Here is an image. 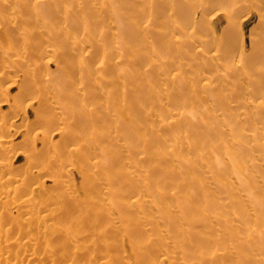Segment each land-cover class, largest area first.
Here are the masks:
<instances>
[{
	"label": "bare ground",
	"instance_id": "bare-ground-1",
	"mask_svg": "<svg viewBox=\"0 0 264 264\" xmlns=\"http://www.w3.org/2000/svg\"><path fill=\"white\" fill-rule=\"evenodd\" d=\"M92 0H89V2H91ZM97 1V0H96ZM95 1V2H96ZM234 1H236V3L238 2V1H241V3H245V2H247V0H123L122 2H117V0H101V2L104 4V6L103 5H100L98 2L96 3L97 5H96V7H95V4H94V7L93 6H91V5H93V4H91L90 6H88V5H86V0H19V6H17L18 7V9L19 10H21L20 11V13H21V15H23L24 17H26V18H28V16H33V15H35V13H36V11H35V8L36 7H38V6H44V5H53V6H58L59 4H64V6H60V8H57V7H55V8H53V11H54V13H53V19H52V22H50V24L48 23V24H41V23H39V22H37L36 21V23H35V25H33V27L30 29V30H28V25H24V26H21V25H19L18 23L19 22H17L16 20L13 22V19H12V23L13 24H15V26L17 25L18 26V29H20V30H22L21 31V33H20V36H19V33L18 32H16V33H18V35L16 34V37L17 36H19V37H17V39H15L14 41H10V47H12V49H17V50H21V51H19V52H17V54H15V55H17L16 56V59L18 60V61H21V59H23L24 57H25V55L27 56V54H29V55H31V54H41L42 56H44L48 51L50 52L51 51V53H53V54H55L56 53V55L58 56V57H60L61 58V61L59 60V65H60V70H61V75L62 76H58L59 78L58 79H62L63 78V76H64V79L63 80H65L66 78H74V79H76V80H78L79 81V85L77 84L78 82H76V80L74 81H70L69 79H66V80H68V82L65 80V81H61V80H58L57 81V83L55 82V80L54 79H52L51 78V75H50V73H48V68L47 67H45V65L43 66L42 64L43 63H39V62H37V64H36V62H34V63H32L30 66H27V67H25V68H23V69H21L22 70V72H23V74L25 75V81L27 82L25 85H23L22 87H21V90H20V93H23V92H27L28 93V96H29V101H30V103H29V105L28 106H26V108H25V119L23 120L24 121V125H23V130L25 131V130H27V131H33V129L36 127L33 123H29V119H30V115L31 114H29L30 112L29 111H35L37 114H38V119L39 120H41L42 118H44V121L48 124L49 122H51V120H53V122L54 121H61V122H66V123H69L71 126H74L75 128H76V130H75V132L76 133H74V135L72 136V137H70V139L68 138V140L66 141V143H64L65 145L66 144H76V143H79L80 141H83V140H85V136L87 137V136H89V135H87V134H91V132L90 131H95V129L96 130H105L106 129V133H103V134H109L108 135V139L106 140V141H104V143L106 142V144H109V145H112V146H105L106 144H104V143H102V142H100L101 144H102V146H97V145H95V146H92V144H90V143H88V144H90L91 146H83V145H81V146H75L74 148H68L67 146H65V145H57L50 137H44V139H43V148L41 147V150L44 152V153H48L49 154V151L50 150H52V151H55V152H57V153H59V154H61V155H63L64 157H66V158H76V159H74V160H77L76 161V163L77 164H79V166L78 165H76V166H78V167H80L81 166V168L83 167L82 165H85V168H82V171L84 172V173H82V176H83V186H82V189H78L77 191H76V194H73V193H69V192H66V191H61L60 189H59V183L61 182L56 176H57V173H58V171H60L61 172V170H56L55 172L56 173H54V172H51L49 169L51 168V165H50V163L48 164V163H44V162H42V164L40 165V167L38 166V164L36 163V165H34V163H33V165H32V168H33V166L34 167H37V168H39L40 169V173H39V176L41 175V178L39 179V180H37V181H35V179H33L34 180V182L33 181H30V180H32V178L30 179V177H28L27 175V177H24V174H23V176L22 175H20V172L19 173H17L16 174V168L18 169V166L14 169V167H13V164L12 163H10V162H7L6 160H5V158L7 157V154H9L10 152H12L11 151V149L13 148L14 149V146H27V148L28 149H26V150H30L31 152L30 153H34L35 151H36V146H38V144H39V142H36V143H33L32 142V140H30L31 138H30V136H29V134L27 133L26 135H25V137H24V140L21 142L22 144H20V145H15L14 143H13V140L18 136V135H20V132H16L15 131V133H12V131L14 130V129H12V127L14 126L15 127V124L18 122V120H19V118H20V115L16 112V114H15V116L13 117V119H11L10 121H6L5 120V118L4 117H2L1 115V117H0V148H1V150H0V156L3 158V159H0V195H3V197H1L0 198V200H2L3 198H7L9 201V203L12 205V207L13 208H16V209H18V210H20V211H18V212H21L22 213V215H21V217L24 215V217H30V220H26V218L25 219H22L21 217H18L19 219L18 220H16V219H13L11 216L12 215H7V214H2L1 212H0V264H125V262L127 263L128 262V260L127 261H124V246H125V238H126V236L128 235V237L130 236V240H131V245H132V251H133V253H134V255H136L137 256V259L139 260V262H145V259H146V257H148L149 256V254H148V256H147V254H145V253H152L153 252V254L155 253V247L153 248V250L151 251V249H144L143 247H142V245H144V243H146V246H148L147 245V243L150 245L149 247H153L152 245H155V242H153L152 243V241H153V239H151V237H150V235H149V233L150 232H153V231H155V229H157V228H159L160 226H162V225H160V226H157L156 224L157 223H160V222H157V220L158 221H160V220H162L163 219V217L160 219V218H157L159 215L157 214V216L155 217V218H157L156 220H154V221H156L157 223H155L154 221H153V217H152V220L151 219H149V221L150 222H147L148 223V225L150 226L149 227V229H151L152 231H150L148 234L145 232V231H147V230H144V228H142L141 226L140 227H138L137 225L135 226L134 224H133V226H135V227H137V228H133L134 230L131 232V233H129L130 232V229H129V227H128V223H129V220L125 217L126 216V214H127V212H136L137 210H135V209H137V207L139 206V204H141L140 202H141V200H144L143 198L142 199H140L141 198V196H140V198H139V196L138 195H136L135 196V198H132L133 197V195L134 194H136V192H139V193H150V195H149V197L151 196V194H152V198L154 199L153 201L155 202V203H157L156 202V200L158 199H160L159 200V202L160 201H162V199L163 198H165V195H166V198L168 197V195L170 196V194H171V196H173V197H168V199L169 198H172V202L173 203H170V204H174V203H176L177 204V206H178V203L177 202H179L180 203V201L182 200V199H185L184 197H186L187 195V197L186 198H190V197H193L194 195H191L192 194V192H193V194H194V191H192V189L193 188H199L200 187V184H199V182H197V184H198V186H196V183H195V186H193L194 184V182L193 181H196L198 178V176L199 175H197L198 173H199V170H200V172H201V167L199 168V165H198V162L200 163V160L202 161V159H204L205 157H207L208 155H210V154H212V153H207L206 152V149H207V151L208 152H210V150L208 149V147H210V146H206L207 148L205 149V152H206V154H208L207 156H205L204 158H199L200 160H198L197 158V156H196V159L198 160H196L195 159V156H194V159L196 160V162L195 161H193L194 162V164H196L197 163V165H194L193 164V166H192V168L190 167V165H189V167L191 168H189V167H185L186 168V172H187V174H189L188 172H190V171H193V172H191V174H193V173H195V174H193V177L191 176V174L190 175H186L185 173V168H184V166H182L181 165V167H183L184 168V170H182L183 172H184V177L182 176V175H180L181 173L179 172V170L181 169H179L178 170V168H176L175 167V169H176V173L175 174H177V170H178V173L179 174H177V175H179V177H181L180 179H183V180H185L184 182H183V180H182V184L180 185V187L179 186H177L178 187V193L180 192V193H182V194H180V195H183L184 197L182 198V199H180V201L178 200L177 202H175L177 199H178V197L176 198L175 196H178V195H176V194H173L175 191L173 190V189H175V187H174V183H176V185H177V183L179 182L178 180H176L175 178V180L176 181H178V182H172V180L170 179L169 181H168V178H164V180H166L168 183L171 181V183H173V184H170L169 185V187L170 188H168V185H166V184H168L166 181V183L164 182V181H162V179H163V177L165 176V175H167L168 173V170H167V168H169L170 166V163L168 164L167 162H169V161H166V160H164L163 159V161H165L166 162V164H165V162L164 163H161L162 162V159L160 160L159 158H156L155 157V155H154V150L156 149V148H154V147H156V146H154L155 144H154V142L156 141V140H154V141H152L153 140V136L152 135H150V138L151 139H149L148 141H149V145L152 143V145L154 146V147H152V145H148L147 144V139H145L144 137H142V136H144L145 134L143 133L142 134V130H145L146 129V127L145 126H142V125H140V124H138V125H136L137 123L136 122H139L138 121V119H140L141 117H139V116H145L146 117V119H147V117H151L150 119H152V117H157L159 114L156 112V114L154 113L155 111V107H156V105H158V106H160L159 107V109H161V108H163L164 109V107L163 106H165V102H167V101H165L164 102V100H167L168 98H169V100H171V98L173 97V99L172 100H176L177 98V95L176 94H174L173 92H176L177 90H178V86H177V90L175 91H172L173 89L172 88H174V87H172L171 86V89H170V87H169V85H171V84H166L165 83V85H159L160 87H159V89H160V91H157V90H159L158 89V84H157V86H155V87H152V88H156L157 87V90L155 91L154 89H149L147 86L150 84V86L153 84L152 82H150V83H147L146 81L148 80H150V79H154V77L153 76H151L152 78H150L149 79V77H150V75L152 74V71H155L154 70V68L156 69V63L157 62H159V63H162V64H164V62H167V61H164V62H161L162 61V57L160 58V60L161 61H156V63L154 64L153 62H155V61H153L152 63H150L149 62V66L151 67V68H153V70L149 73V71L151 70V68L149 69V66L147 67L148 69H149V71L147 72V71H143V67L141 66V65H143V64H140V63H145L144 61L147 59H145L144 57H142L141 55H143V51H142V49L144 50L145 48H146V46H148L149 48H150V46L149 45H151L152 43L150 42V44L148 45V43H149V41L150 40H152V39H150V40H148V42H147V44L145 43L146 42V39H148L149 37L147 36V32H148V30H150V29H147V28H150V27H152L151 26V24H154V28H157V30L158 31H156L154 28V32H155V34H154V32H151V31H149V32H151V33H153V35L155 36V37H157L156 39H158V42L159 43H157L158 45L160 44L161 45V47H160V45L158 46V47H160L161 49H160V52L157 50V52H159V53H161V54H158L157 53V55H155V56H163L164 58H163V60L165 59V58H167V59H169V63H170V61L172 60H170V58H171V56L173 57L174 56V54H175V49H176V51L178 50V48L181 46H183L182 47V49L184 48L185 49V47L187 46H185L184 44L183 45H181L180 44V46H178V44H177V47L175 46L174 47V44H173V40L175 41V42H179L180 41V38L182 39V41H181V43L183 42V37L184 36H187V35H183V33H182V35H183V37H179V38H177L178 36H180V32H178L177 34H179L178 36H176V38H175V36H174V33H173V29L171 30V29H169V28H171L172 26L174 27V25L175 24H177L178 25V23L179 24H182V25H178V26H176V27H180L179 28V30H181V28H184L185 30V32L184 31H181V32H184L185 34L187 33L186 32V30H188V29H190V32L191 31H193V30H195V29H197V27H196V25H197V21L195 22V20H196V17L198 16V15H200V16H202V18H204V16H206L205 15V13L207 14L208 12H206V9L208 8V10H209V6H211L213 3L214 4H222V5H224V4H226L227 3V5H229L228 3H232V2H234ZM242 1H245V2H242ZM249 1V0H248ZM251 1V0H250ZM249 1V3H251ZM255 2H256V0H254ZM7 1L6 0H0V15L1 16H3V15H5V14H12L13 12H12V10H14L15 8H17V7H15L16 6V4L14 3V5L12 6V5H10V7L8 8V4L6 3ZM29 2H34V7L32 8L31 6H30V3ZM212 2V3H211ZM258 2H259V0H257V7H260V5L258 6ZM260 2H261V0H260ZM147 3H149V5H152L153 6V4H156V14L154 13V15H148L147 14V12H148V10H146V6H149V5H147ZM209 3V4H208ZM210 3H211V5H210ZM235 3V2H234ZM253 3V2H252ZM121 4H123V5H121ZM212 5L213 7L215 6V5ZM245 4H247V3H245ZM253 4H255V3H253ZM65 5H68V9L67 10H65L63 7H65ZM125 5V6H124ZM208 5V6H207ZM250 5H252V4H250ZM86 6H88V7H86ZM253 6V5H252ZM252 6H250V7H252ZM263 6V5H262ZM52 7V6H51ZM51 7H45V8H42V10H41V13H40V15L42 16V17H44L43 19V21H47L46 20V17L48 16V15H50L51 13H50V9H51ZM89 7H91V8H89ZM213 7H212V10H214L217 6H215V8L213 9ZM226 7V6H225ZM249 7V8H250ZM253 7H254V9H253ZM252 7V9L253 10H255L257 7H255V6H253ZM66 8V7H65ZM153 8V7H152ZM154 8H155V6H154ZM153 8V9H154ZM223 8V10L226 12V8H224V7H222ZM237 9H238V7H236ZM235 8V9H236ZM241 8V7H240ZM11 9V10H10ZM47 9H49V10H47ZM56 9V10H55ZM70 9V10H69ZM79 9H86V11H89V14H91L90 15V17L94 20V21H97L96 23L95 22H93V23H95V25L97 24V25H99L98 24V22L102 25H104V29L103 28H100L101 27V25H99V26H95V29H96V27L98 28H100V33H98V30L96 29V31H94V32H97L98 34H100L99 36L98 35H96V36H98L100 39L97 41L96 39V41L94 42V46H93V48H94V50H96V51H98V50H101V49H103V52L104 53H102V54H100V53H96L95 55L93 54V53H91L92 52V49H91V51H89V53H88V51H87V54H85V55H77V52L79 51V50H81V48L82 49H84L83 47H84V45L85 44H87L88 42L87 41H89L88 39H84L85 37H83L82 39H81V37H76L75 35H74V33L72 32V27H73V25H75V27H74V29H77L78 28V24H80V22H79V20H78V18L80 17V15L79 14H81L80 13V11H79ZM147 9H149V7H147ZM210 9H211V7H210ZM218 9V8H217ZM155 10V9H154ZM153 10V11H154ZM207 10V11H208ZM211 10V11H212ZM243 10H245V9H243L242 8V11ZM261 10V9H260ZM10 11V12H9ZM132 11V12H131ZM221 11V10H220ZM230 11V10H229ZM228 11V9H227V12L229 13V18H231V16H232V14H231V16H230V12ZM246 11V10H245ZM257 11V10H256ZM262 11V10H261ZM2 12V13H1ZM5 14H4V13ZM9 12V13H8ZM12 12V13H11ZM235 11L234 10H232V13H234ZM237 12V11H236ZM227 13V14H228ZM239 13V12H238ZM238 13H235L236 15L238 14ZM247 13L249 14V12H248V10H247ZM14 14V13H13ZM87 14H88V12H87ZM86 14V15H87ZM132 14L134 15V17H132ZM235 14H233V16L235 15ZM243 14V13H242ZM247 14V15H248ZM251 14V13H250ZM78 15H79V17H78ZM112 15H115L116 17H118L117 18V20H116V18L114 19V21H111V22H109V19H110V17ZM184 15L186 16V19L185 18H182L181 20H180V17L182 16V17H184ZM236 15H235V17H236ZM89 16V15H88ZM190 18H188V17ZM253 16V15H252ZM259 16V15H258ZM42 17H41V19H42ZM237 17H239V16H237ZM240 17H242V15H240ZM249 17V16H248ZM247 17V18H248ZM89 18V17H88ZM91 18L89 19V20H91ZM243 18V17H242ZM241 18V19H242ZM245 18H246V16L243 18L244 20H245ZM246 18V19H247ZM259 18H260V20H259ZM261 18H263L264 19V14L262 13V16H259L258 17V26L259 25H261L260 27H264L263 25H264V22H263V19L261 20ZM55 19V20H54ZM80 19V18H79ZM86 18H84V20H85ZM200 19H201V17H200ZM232 19V22H235V20L236 19H234V17L233 18H231ZM239 19V18H238ZM237 19V20H238ZM240 19V21H242ZM81 20H82V17H81ZM80 20V21H81ZM229 20V19H228ZM234 20V21H233ZM236 20V21H237ZM243 20V21H244ZM18 21H20V20H18ZM27 21V20H26ZM181 21V22H180ZM205 21V20H204ZM207 21V20H206ZM239 21V20H238ZM17 22V23H16ZM23 22V21H22ZM79 22V23H78ZM106 22H108L107 24H106ZM200 22H203V21H200ZM263 22V23H262ZM11 23V24H12ZM27 22H25L24 24H26ZM75 23V24H74ZM145 23H147L146 25H144ZM204 23H207V22H204ZM231 22H230V20H229V24H230ZM239 23V22H238ZM238 23H237V25H238ZM243 23V22H242ZM260 23V24H259ZM262 23V24H261ZM82 24H83V22H82ZM203 24V23H202ZM234 24V23H233ZM77 25V26H76ZM91 25H94V24H91ZM90 25V26H91ZM144 25V26H143ZM208 25V24H207ZM232 25V24H231ZM236 25V22H235V26H237ZM14 26V27H15ZM80 26H82V25H80ZM85 26V25H84ZM150 26V27H149ZM183 26V27H182ZM197 26H199V25H197ZM230 26V25H229ZM228 26V27H229ZM244 26V24H242L241 25V28ZM256 26V25H255ZM257 26V28H259ZM13 27V26H12ZM176 27H175V29H176ZM227 27V26H226ZM227 27V28H228ZM232 27V26H231ZM230 27V28H231ZM17 28V27H16ZM81 28V27H80ZM79 28V29H80ZM83 29H81V30H83L82 32H81V34L83 33V34H86L87 32L86 31H88L89 29L87 28V25H86V28H84V27H82ZM98 28V29H99ZM208 28V27H207ZM227 28H225V29H227ZM236 29L237 28H239V26L238 27H235ZM93 30H95L94 29V27L92 28ZM203 29H205V31H206V27L205 28H203ZM203 29L201 28V29H197V31L198 30H201L202 31V33L204 32L203 31ZM229 29V28H228ZM233 29H234V27H233ZM254 28L252 27V29H251V32H253L254 30H253ZM261 29V28H260ZM19 30V31H20ZM81 30H78V31H81ZM93 30H91V31H93ZM102 30V31H101ZM208 30V29H207ZM231 30H232V28H231ZM253 30V31H252ZM262 30V29H261ZM75 31H77V30H75ZM90 31V30H89ZM90 31V32H91ZM226 31V30H225ZM225 31H224V33H225ZM157 32V33H156ZM196 31H194V33H195ZM256 32V31H255ZM254 32V33H255ZM197 33V32H196ZM200 33V32H199ZM201 33V34H202ZM214 33V32H213ZM261 33H262V31H260V35H261ZM189 35H190V33H188ZM263 34V33H262ZM77 35H80L79 33H77ZM87 35V34H86ZM94 35V34H93ZM194 35H196V34H194ZM194 35H191V36H194ZM222 35V34H221ZM228 35V34H227ZM234 35V34H233ZM254 35V34H253ZM252 35V36H253ZM151 36V35H150ZM197 36V35H196ZM203 36V35H202ZM204 36H206V35H204ZM90 37H92V35L90 36ZM229 37H231V36H229ZM237 37V36H236ZM241 37V36H240ZM88 38V37H87ZM93 38V37H92ZM187 38V37H186ZM188 38H189V36H188ZM222 38H223V35H222ZM225 38V37H224ZM227 38V37H226ZM114 39V40H113ZM191 39H195V36L192 38L191 37ZM217 39V38H216ZM229 39V38H228ZM231 39V38H230ZM93 40V39H92ZM91 40V41H92ZM105 40V41H104ZM106 40H108V41H106ZM186 40V39H185ZM184 40V41H185ZM190 39H188V41H189ZM196 40V39H195ZM256 40V39H255ZM259 40V39H258ZM2 41V40H1ZM1 41H0V53L1 52H4L5 54H7V51L5 50V43L3 44V43H1ZM9 41V40H8ZM153 41H154V38H153ZM198 41V40H197ZM205 41V40H204ZM203 41V42H204ZM207 41V43H208V41H209V39H207L206 40ZM205 41V42H206ZM213 41H215V39H213L212 40V42ZM222 41V40H221ZM219 42V46H220V48H221V43L223 42ZM225 41V40H224ZM235 41V40H234ZM260 41V40H259ZM87 42V43H86ZM194 42H196V41H194ZM193 42V43H194ZM205 42L204 43H202V44H204L203 45V47H207V45H205ZM211 42V41H210ZM209 42V43H210ZM254 42V41H253ZM252 41H251V44L253 43ZM261 42V44H262V41H260ZM260 42H259V44H260ZM128 44L131 48L130 49H128V47H127V49L129 50V52H130V54H132L134 57L136 56H138V59H139V62L140 63H138L137 61H135V59H136V57L134 58L133 57V61H135V63H138L137 65H139L140 64V66H135V68H134V66L133 65H130V67L133 69V70H129V71H127V70H125V68H124V66H125V62L126 61H124V60H126L125 59V57H124V55H123V53H125V51H127V49H126V47H125V51L123 52V50H122V46L121 45H123V44ZM183 43H185V42H183ZM225 43V42H224ZM254 43H256V42H254ZM9 44V43H8ZM146 46H145V45ZM154 44V43H153ZM213 44H214V42H213ZM212 44V45H213ZM226 44V43H225ZM233 44V43H232ZM235 44V43H234ZM250 44V45H251ZM258 44V45H259ZM263 44H264V41H263ZM92 45H93V43H92ZM188 45H189V43H188ZM209 45V44H208ZM236 45H238V44H236ZM5 46V47H4ZM7 46H9V45H7ZM87 46V45H86ZM154 46V45H153ZM156 46V45H155ZM185 46V47H184ZM222 46H223V44H222ZM227 46H228V43H227ZM229 46L231 47V45L229 44ZM255 46H256V44H255ZM9 47V49H11ZM88 47V46H87ZM123 47H124V45H123ZM145 47V48H144ZM148 47L144 50V52H146V50H147V52L146 53H148L151 49H148ZM152 47V46H151ZM198 47V46H197ZM210 47V46H209ZM213 47V46H212ZM224 47H225V49H226V46L224 45ZM228 48V50L232 53V51L234 52L235 50L233 49L232 51L230 50V49H232V47H234V45H232V47L231 48ZM236 47V46H235ZM234 47V48H235ZM196 48V47H195ZM259 48H264V45H263V47L261 46V47H259ZM11 49V50H12ZM153 50H154V48H152ZM209 48H207V50H208ZM217 49V48H216ZM224 48H223V50H225ZM236 49H238V48H236ZM253 49V48H252ZM10 50V52L8 51V53H11L12 51ZM142 52H141V51ZM180 50V49H179ZM203 50L205 51L206 49H199V53H202L203 54ZM206 50V51H207ZM210 50V49H209ZM209 50L206 52V54L207 53H209ZM212 50V49H211ZM221 50H222V48H221ZM222 50V51H223ZM54 51H55V53H54ZM140 51V52H139ZM152 51V50H151ZM222 51H220L221 53H222ZM226 51H227V49H226ZM240 51V50H239ZM253 51V50H252ZM260 51H261V49H260ZM14 52V51H13ZM128 52V53H129ZM178 52V51H177ZM181 52V50L179 51V53ZM194 52V51H193ZM228 52V51H227ZM226 52V53H227ZM229 52V53H230ZM236 52V51H235ZM234 52V53H235ZM255 52V51H254ZM21 53H22V55H24V57H22V55H21ZM110 53V56L108 55ZM134 53H136V54H134ZM142 53V54H141ZM145 53V54H146ZM151 53V52H150ZM156 53V52H155ZM212 53V52H211ZM216 54H218V52H215ZM215 53H213V54H215ZM230 53V54H231ZM234 53H232L231 55H232V58H234L235 56V54ZM262 53H264V49H263V52ZM11 54H13V53H11ZM48 54V53H47ZM141 54V55H140ZM145 54L143 55V56H145ZM177 54V53H176ZM181 54V53H180ZM187 54V53H186ZM192 53H190V55H191ZM195 53H193L192 55H194ZM220 54V53H219ZM234 54V55H233ZM237 54V53H236ZM251 54V53H250ZM260 54H261V52H260ZM2 55H3V53H2ZM1 55V56H2ZM21 55V56H20ZM147 56L148 55H150V54H146ZM182 55H183V53H182ZM191 55V56H192ZM204 55H205V53H204ZM227 55V56H226ZM231 55H228V53L227 54H225L224 55V57H225V59L224 60H228V58L227 57H229L230 58V60L232 59L230 56ZM249 55V54H248ZM146 56V57H147ZM176 57L175 58H179V54H177V55H175ZM188 56V55H187ZM191 56H188L187 57V59L189 60V58L191 57ZM196 56V54L194 55V57ZM206 56V55H205ZM205 56H204V58H205ZM219 56V55H218ZM234 56V57H233ZM243 56V58H244V55L242 54L241 55V57ZM251 56V55H250ZM264 56V55H263ZM22 57V58H21ZM114 57H116L117 58V60L116 61H114ZM183 57V56H182ZM194 57L192 58V61H193V59H194ZM211 57H212V55H211ZM215 57V59H216V56H214ZM213 57V58H214ZM247 57H249V56H247ZM253 57V56H252ZM2 58H3V56H2ZM6 57H4V59H5ZM150 58V57H149ZM148 58V60L150 61V59L152 60V58H150L149 59ZM174 58V57H173ZM178 58H177V60H178ZM200 58H201V56H200ZM220 59H221V61H222V58H223V56H222V58L221 57H219ZM227 58V59H226ZM236 58V57H235ZM242 58V61H244V59ZM185 59H186V57H185ZM207 59V58H206ZM209 59V58H208ZM263 59V58H262ZM154 60V59H153ZM156 60V59H155ZM158 60V59H157ZM204 60V59H203ZM213 60V59H212ZM223 60V61H224ZM245 60H247L246 58H245ZM252 60V59H251ZM256 60V59H255ZM133 61H131V62H133ZM173 61V60H172ZM179 61V60H178ZM184 61V60H183ZM207 61V60H206ZM210 61H211V59H210ZM217 61V60H216ZM222 61V62H223ZM229 61V60H228ZM228 61H226V62H228ZM233 61H234V59H233ZM238 61H240V59L238 60ZM237 61V62H238ZM249 61V60H248ZM263 61V60H262ZM2 62V61H1ZM5 62H8V61H5ZM128 62V61H127ZM126 62V66H128V63ZM189 62V61H188ZM205 62V61H204ZM218 62V61H217ZM216 62V63H217ZM232 61H230V63H231ZM251 62V61H250ZM9 63V62H8ZM130 63V62H129ZM147 63V62H146ZM168 63V62H167ZM175 62L173 61V64H174ZM223 63H225V62H223ZM241 63V62H240ZM249 62H247V64H248ZM253 63H254V65H253ZM256 63V61H254L253 62V60H252V64L251 63H249L248 65H247V67L251 64L252 66L250 67H248L249 69V71L250 72H252V73H256L257 75L258 74H260V76H264V74H261V72L262 71H264V70H262V69H264L262 66H261V64H260V66L259 67H261L262 69V71H260V72H258L257 71V69L259 68L258 66H255V65H258V63L257 64H255ZM6 64V63H5ZM4 64V60H3V65H5ZM12 64H13V62H12ZM11 64V65H12ZM134 64V63H133ZM166 64V63H165ZM165 64L163 65V67L165 66ZM201 64H203V63H201ZM218 64V63H217ZM219 64H220V62H219ZM236 64V63H235ZM135 65V64H134ZM167 65V64H166ZM170 65H172V62L170 63ZM174 65H177L176 63L174 64ZM185 65H186V63H185ZM205 65V64H204ZM222 65V64H221ZM224 65V64H223ZM222 65V66H223ZM45 67V68H43V67ZM48 66V65H47ZM162 66V65H161ZM160 66V64H159V67H161ZM182 66V65H181ZM208 66V65H207ZM220 66V65H219ZM242 66H244V65H242ZM254 66H255V72L253 71V70H251V68L252 69H254ZM140 67V68H139ZM158 66H157V68H159ZM163 67H161V68H163ZM166 67V66H165ZM164 67V68H165ZM167 67H168V65H167ZM166 67V68H167ZM185 67V66H184ZM240 67V66H239ZM246 67V68H247ZM256 67H258V68H256ZM165 68V69H166ZM170 68V67H169ZM168 68V69H169ZM190 68V67H189ZM188 68V69H189ZM221 68V67H220ZM223 68V67H222ZM243 68H245V67H243ZM45 69H47V70H45ZM126 69H128V67L126 68ZM147 69V70H148ZM167 69V70H168ZM186 69V68H185ZM146 70V69H145ZM158 70V69H157ZM167 70H164V72L165 71H167ZM191 70V69H190ZM192 70H193V68H192ZM248 70H247V72H248ZM20 71V70H19ZM45 71H47L46 72V76L48 75L49 77H47L46 79L44 78V80L42 79L43 77H42V73H44ZM158 71H160V68H159V70ZM163 71V70H162ZM161 71V72H162ZM169 71V70H168ZM171 71H172V67H171ZM171 71H170V77H168L169 76V74H166L167 75V77H165V76H163V77H165L166 79L167 78H171L172 77V79H170V80H174V79H178V80H176V83L178 84V83H180L181 84V86H180V88H182V83L181 82H179L180 80H179V78L181 77L182 79H183V76H184V78H185V76H187V75H182L181 76V70H178V73L177 72H175L174 71V73L172 72L171 73ZM179 71H180V73H179ZM182 71H184L183 69H182ZM194 71V70H193ZM7 71H4L3 73H6ZM185 72V71H184ZM190 72V71H189ZM231 72V71H230ZM249 72V74H252V73H250ZM2 73V74H3ZM147 73H149V76H148V74ZM159 73V72H158ZM218 73V72H217ZM243 73H245L244 71H243ZM262 73H264V72H262ZM162 74V73H161ZM164 74V75H165ZM6 75H7V73H6ZM45 75H43V76H45ZM154 75H155V72H154ZM190 75V74H189ZM203 75V74H202ZM156 76V75H155ZM195 76H197V75H195ZM218 76V75H217ZM238 75H236V77H237ZM259 76V75H258ZM147 77H148V79H147ZM190 77H191V75H190ZM193 77V76H192ZM191 77V78H192ZM240 77V76H239ZM3 78V75H0V81H1V79ZM157 78V77H156ZM188 78V77H187ZM196 78V77H195ZM213 78V77H212ZM231 78H233V77H231ZM238 78V77H237ZM147 79V80H146ZM221 79V78H220ZM44 82H43V81ZM156 80V79H155ZM158 80V79H157ZM160 80V79H159ZM170 80H168L167 79V81H169V83H171L172 81H170ZM184 80H186V78L185 79H183V81ZM215 80V79H214ZM218 80V79H217ZM229 80V79H228ZM227 80V81H228ZM253 81L255 80V79H252ZM153 81V80H152ZM166 80H164V82H165ZM209 80H207V82H208ZM216 81V80H215ZM250 81V80H249ZM157 83H158V81H156ZM160 82V81H159ZM186 82V81H185ZM195 82V81H194ZM206 82V84H205V88H206V86H208V83ZM210 82V81H209ZM259 82H261V81H259ZM36 83L37 84H40L39 85V87L38 86H36ZM162 83H163V81H162ZM205 83V82H204ZM204 83H203V85H204ZM218 83V82H217ZM216 83V84H217ZM148 84V85H147ZM154 84H156L155 82H154ZM164 84V83H163ZM175 84V83H174ZM192 84H194V83H192ZM196 84V83H195ZM194 84V85H195ZM216 84H215V86H216ZM257 85H258V83H256ZM264 84V83H263ZM176 85V84H175ZM190 85V84H189ZM200 85V84H199ZM202 85V84H201ZM213 85V84H212ZM230 86H231V83L229 84ZM197 86V84L195 85V87ZM219 86V85H218ZM247 86H248V84H247ZM262 86V85H261ZM122 87V88H121ZM193 87V86H192ZM250 87V86H249ZM175 88H176V86H175ZM189 88V87H188ZM199 88V87H198ZM212 88H213V86H212ZM231 88V87H230ZM235 88V87H234ZM253 88V87H252ZM262 88V87H261ZM10 89H11V87L9 86V87H7L5 90H3V91H0V98L1 99H4V102H5V100H7V101H9L10 100ZM184 89V88H183ZM190 89H191V87H190ZM190 89H187L188 90V92H189V94L191 93V90ZM197 89V88H196ZM207 89V88H206ZM214 89V88H213ZM222 89V88H221ZM233 89V88H232ZM258 89V88H257ZM263 89V88H262ZM262 89H261V91H262ZM154 90V91H153ZM187 90L185 91V92H187ZM190 90V91H189ZM198 91L199 90H201V89H197ZM203 91H205L204 89H202ZM264 90V89H263ZM179 91L180 90H178V92L177 93H179ZM198 91H193L192 90V92H196L197 94L196 95H199L198 93ZM202 91V92H203ZM239 91V90H238ZM181 92V91H180ZM229 93V92H228ZM259 93V92H258ZM174 94V96H171V95H173ZM183 94V93H182ZM181 94V95H182ZM188 93H187V95H189ZM192 94V93H191ZM223 94V93H222ZM230 94V93H229ZM247 94V93H246ZM261 94V93H260ZM180 95V93L178 94V96ZM202 95V94H201ZM204 96V95H203ZM241 96V95H240ZM244 96H246L245 94H244ZM249 96V95H248ZM259 96V95H258ZM12 97V96H11ZM181 97V96H180ZM186 97V96H185ZM191 96H189V99H191L190 98ZM212 97H213V94H212ZM212 97H209V98H212ZM239 97V96H238ZM252 97V96H251ZM261 97V96H260ZM188 98V97H187ZM193 98H195V97H193ZM198 98V97H197ZM204 98V97H203ZM206 98V97H205ZM208 98V97H207ZM206 98V99H207ZM228 99H229V95H228V97H227ZM226 98V99H227ZM232 98V97H231ZM243 98V97H242ZM241 98V99H242ZM246 98V97H245ZM244 98V99H245ZM255 98V97H254ZM186 99V98H185ZM185 99H183L184 100V102H185ZM189 99H186V100H188L189 101ZM199 100L201 99V97H199L198 98ZM235 99V98H234ZM248 99V98H247ZM247 99H245V100H247ZM171 100V101H172ZM193 100V99H192ZM195 100H197V99H195ZM194 100V101H195ZM198 100V102H200ZM205 100V99H204ZM208 100V99H207ZM214 99L212 98V102H215V101H213ZM231 100H233V99H231ZM236 100V99H235ZM234 100V101H235ZM244 100V102H243V99L241 100L242 102H243V104H245V101ZM177 101V100H176ZM194 101H192V103L193 104H190V105H192V107H191V109L193 108V106L195 105L196 106V104H194ZM248 101V100H247ZM250 101H252V98H251V100L249 99V102ZM180 102V101H179ZM179 102H176V104L178 103V106L180 105L179 104ZM183 102V101H182ZM183 102V103H184ZM195 102H197V101H195ZM202 102V101H201ZM198 103L197 105H199L200 104V106H198L199 107V109H196V108H198V107H196L195 108V106H194V108L192 109V110H195L196 109V111L197 110H200V108H202V107H204V106H201V104L203 105V104H205L204 103V101L202 102V103ZM237 102H238V100H237ZM255 102V101H254ZM186 103H187V101H186ZM189 103V102H188ZM216 103V102H215ZM224 103H225V101H224ZM230 103V102H229ZM235 103H236V101H235ZM164 104V105H163ZM220 105L222 104V103H219ZM219 104H218V106H219ZM226 104H228L227 102L225 103V104H222L224 107V109L227 107L226 106ZM239 104V103H238ZM248 103H246V105H247ZM253 104V103H252ZM3 105V104H2ZM2 105H0V106H2ZM150 106V109L149 110H145L144 109V107H146V106ZM163 105V106H162ZM171 105V104H170ZM183 105V104H182ZM189 105V106H190ZM207 105V104H206ZM211 105V104H210ZM222 105H221V108H220V110L222 109ZM246 105L244 106V107H246ZM250 105H251V103H250ZM167 106V105H166ZM165 106V108H168V107H166ZM175 106V105H174ZM187 106V105H186ZM188 106V107H189ZM214 106V105H213ZM229 106V105H228ZM236 106V105H235ZM240 106V105H239ZM172 107H173V105H172ZM184 107V106H183ZM211 107V106H210ZM220 107V106H219ZM219 107H217V108H219ZM241 107V106H240ZM248 107V106H247ZM257 107V106H256ZM263 107V106H262ZM23 108V107H22ZM178 108V107H177ZM215 108V107H214ZM229 108H230V106H229ZM249 108V107H248ZM24 109V108H23ZM185 109V108H184ZM190 109V111H191V113H192V110ZM227 109V108H226ZM258 109V108H257ZM18 110V109H17ZM162 110V109H161ZM160 110V111H161ZM165 110V109H164ZM164 110H163V112H164ZM169 110V109H168ZM180 110V109H179ZM183 110V109H182ZM186 110H187V108H186ZM185 110V111H186ZM204 110V109H203ZM217 110V109H216ZM244 110V109H243ZM259 111H261V110H263V109H258ZM165 111H167V109L165 110ZM178 111V110H177ZM175 112L174 114H171V112L170 111H167L168 113H166L165 115L167 116H169V112H170V116L171 117H169V118H171V120L173 121L174 119H178V120H180L181 118H182V120H184L183 119V116H185V117H187L188 115L186 114V115H184L186 112ZM210 111H211V109H210ZM213 111V110H212ZM254 111H256V110H254ZM162 111H161V113H162V115L161 116H163V113ZM200 112V111H199ZM199 112H197V114L196 113H194L195 115H199L200 113ZM203 112V111H202ZM201 112V113H202ZM204 112H205V110H204ZM208 112V111H207ZM225 112V111H224ZM237 112V111H236ZM244 112H246V114H247V112L248 111H244ZM261 112H263V111H261ZM173 113V112H172ZM191 113H189V114H191ZM192 113V114H193ZM199 113V114H198ZM235 113V112H234ZM243 113V112H242ZM249 113H251V112H249ZM248 113V114H249ZM256 113V112H255ZM158 114V115H157ZM208 114H211V113H208ZM221 114V113H220ZM227 114V113H226ZM229 114V113H228ZM228 114H227V116H228ZM233 114V113H232ZM254 114V113H253ZM263 114V113H262ZM96 116V118H94L93 116ZM203 115V114H202ZM251 115V114H250ZM120 116H126V118H127V121L129 120V122H130V118L133 120V118L134 117H137V118H134V120H136V121H134V123H129V122H127L128 124L127 125H125V123L123 122V121H121V122H123V124L120 122V120H119V118H120ZM160 116V115H159ZM166 116H165V118H166ZM192 116V115H191ZM230 116V115H229ZM251 116H253V115H251ZM251 116H250V118H251ZM257 116H259V115H257ZM256 116V117H257ZM130 117V118H129ZM145 117H144V119H145ZM205 117V116H204ZM208 117V116H207ZM248 117H249V115H248ZM261 118H262V115L260 116ZM260 117H259V119H260ZM4 118V119H3ZM91 118H92V120H91ZM96 119L95 121H94V119ZM126 118H124L125 120H126ZM152 119V120H156V119ZM159 118H161V117H158V120H159ZM163 118H164V116H163ZM163 118H161L162 120H163V124H161V123H158L157 125H158V129L160 130V129H162V127L163 128H165L166 129V127H168V130H169V128H171V125L170 124H173V125H175V123L176 122H171V123H167L166 121L167 120H164ZM194 118H196V116H194ZM203 118V117H202ZM238 118V117H237ZM244 118H246V116L244 117ZM249 118V119H250ZM121 119H122V117H121ZM167 119V118H166ZM201 119V118H200ZM234 119V118H233ZM232 119V120H233ZM252 119H253V117H252ZM251 119V120H252ZM263 119V118H262ZM118 120H119V122L120 123H118ZM170 120V119H169ZM169 120H168V122H169ZM175 120V121H176ZM219 120V119H218ZM255 120H257V119H255ZM255 120H253V121H255ZM264 120V119H263ZM186 121V120H185ZM193 121H196V119H193L192 120V122ZM238 121V120H237ZM236 121V122H237ZM262 121V120H261ZM117 122V123H116ZM142 123H143V121H141ZM158 122V121H157ZM179 122V121H178ZM190 121H188V123H189ZM199 121H197L196 122V124L195 123H191L192 125H197V123H198ZM201 122V121H200ZM234 122H235V119H234ZM233 122V123H234ZM239 122V121H238ZM237 122V123H238ZM22 123V122H21ZM117 124V125H114V124ZM140 123V122H139ZM180 123H181V120H180ZM185 123V122H184ZM183 123V125H185V126H182L181 124L179 125V123H176V127L178 126H182V128L184 127V129H185V127H186V123L184 124ZM187 123V128L189 127H191V126H188V125H190V123L188 124ZM203 123V122H202ZM206 123V122H205ZM205 123H203V124H205ZM243 123V122H242ZM249 123H250V121H249ZM261 123H263V122H261ZM113 124V126H116L114 129H116V130H114L115 132H112V127L113 126H111ZM119 124V125H118ZM144 124H146V123H144ZM143 124V125H144ZM156 124V123H155ZM161 124V125H160ZM178 124V125H177ZM209 124H211V123H209ZM214 124V123H213ZM235 125H237L236 123H234ZM151 125V124H150ZM199 125V124H198ZM197 125V127L199 128V131L202 129V127L203 126H201L200 127V125L198 126ZM206 125V124H205ZM255 125H256V123H255ZM141 127L142 126V128L143 127H145V129L143 128V129H139L138 127ZM164 126H166V127H164ZM170 126V127H169ZM207 126V125H206ZM210 126V125H209ZM252 126V125H251ZM264 126V125H263ZM155 126H153V128H154ZM173 127H175V126H173ZM172 127V128H173ZM177 127V128H178ZM195 128H196V126H194ZM194 127H192V129H194ZM205 127V126H204ZM214 126H212L211 125V129L212 130H214V128H216V127H214ZM235 127V126H234ZM240 127V126H239ZM253 127V126H252ZM258 127V126H257ZM68 128V129H67ZM156 129H157V127H155ZM154 128V130L155 131H157L158 132V134L160 133L158 130H156ZM182 128H180L181 130H182ZM188 128V129H189ZM198 128H196L197 129V131H198ZM206 128H208V127H206ZM205 128V129H206ZM219 128V127H218ZM245 128V127H244ZM254 128V127H253ZM175 129V128H174ZM233 129V128H232ZM254 129H256V128H254ZM60 130H62L63 131V133H68V131H69V126L67 125V127H64V129H60ZM147 130H150V129H148L147 128ZM171 130V129H170ZM177 130V129H176ZM208 130H210V128H208ZM207 130V131H208ZM212 130H210L209 132L210 133H212ZM215 130H217V129H215ZM214 130V131H215ZM231 130V129H230ZM233 130H235V129H233ZM236 130H238V129H236ZM258 130V129H257ZM107 131H109V132H107ZM146 131V130H145ZM144 131V132H145ZM151 131H153L152 129H151ZM151 131H150V133H151ZM192 131L193 130H191V133H192ZM197 131H195L196 133H197ZM221 130H219V132H220ZM240 131V130H239ZM238 131V132H239ZM256 131V130H255ZM58 132V131H57ZM140 132H141V134H140ZM148 132V131H147ZM162 133L164 132V131H161ZM166 132V131H165ZM176 132V131H175ZM174 131L172 132L173 134L175 133ZM181 132H184V130L183 131H181ZM187 132L188 133H190L189 132V130H187ZM194 132V131H193ZM232 132V131H231ZM230 132V133H231ZM243 132H244V130H243ZM257 132V131H256ZM256 132H254L255 134H256ZM149 133V134H150ZM203 133H206L205 131L204 132H201V136H204V135H202ZM208 133V132H207ZM209 133V134H210ZM216 133L218 134V132L216 131ZM215 132L214 133H212L213 135L214 134H216ZM222 133V132H221ZM234 133L235 134H237L236 132H233L231 135H234ZM71 134V133H70ZM153 134H155V132L153 133ZM158 134L156 133L155 134V136L154 137H156V135H157V137H158ZM161 134V133H160ZM167 134H168V132H167ZM170 134V133H169ZM184 134L187 136V138H188V135L184 132ZM184 134L182 135V137H184ZM200 134V133H199ZM199 134H198V137H197V135L196 136H194V133L193 134H189L190 136H189V138H188V140L190 139V137L193 139V140H189V143H190V141H191V143H195V150H196V152H197V147H200L201 145H203V143H202V139H204L205 138V140L207 141V139H212L211 138V136L209 135V134H206V136L205 137H202V139H201V137H200V139H199ZM211 134V135H212ZM216 134V135H217ZM245 134V133H244ZM148 135V134H147ZM210 137H209V136ZM213 135H212V137H213ZM220 135V134H219ZM223 135L225 136V133H223ZM107 136V135H106ZM119 136H121V138H123L124 140H122L121 138V141H125V142H123V143H120L119 144V141L117 140V141H115L116 139H119L118 137ZM146 136V135H145ZM160 136V135H159ZM169 136V135H168ZM173 136V135H172ZM207 136H208V138H207ZM237 136V135H236ZM240 136V135H239ZM244 136V135H243ZM148 137H149V135H148ZM157 137H156V139H157ZM161 137V136H160ZM166 137V136H165ZM177 137H179V133H178V135H177ZM194 137H197L198 139H199V142H201V143H199V142H197L198 140H197V138H194ZM246 137V136H245ZM65 138V137H64ZM180 138H181V135H180ZM215 138L217 139V136H215ZM215 138H214V140H215ZM233 138V137H232ZM247 138V137H246ZM262 138H264V137H262ZM103 139V138H102ZM106 138H104V140H105ZM168 139V138H167ZM227 139V138H226ZM234 139V138H233ZM256 139V138H255ZM258 139V138H257ZM158 140H160V139H158ZM188 140H185V141H187L188 142ZM196 140V141H195ZM224 140V139H223ZM240 140V139H239ZM6 141L8 142V143H6ZM120 141V142H121ZM152 141V142H151ZM181 141H184L182 138H181ZM193 141V142H192ZM218 141V140H217ZM216 141V142H217ZM225 141V140H224ZM227 141H228V139H227ZM238 141V140H237ZM242 141V140H241ZM65 142V141H64ZM99 142V141H98ZM151 142V143H150ZM186 142V143H187ZM198 144H197V143ZM204 142V141H203ZM207 142H209V141H207ZM215 142V143H216ZM232 142V141H231ZM234 142H236V141H234ZM239 142V141H238ZM256 142H257V140H256ZM258 142H260V141H258ZM263 142V141H262ZM113 143H115L116 144V146L114 145L113 146ZM118 143V144H117ZM145 143L148 145V146H146L145 145ZM157 143V142H156ZM165 143H166V141H165ZM170 143V142H169ZM175 143V142H174ZM184 143V142H183ZM191 143L190 144H188V146H191ZM210 143V142H209ZM208 143V144H209ZM218 143V142H217ZM240 143V142H239ZM242 143H243V141H242ZM18 144V143H17ZM100 144V145H101ZM130 144V145H129ZM141 144L143 145H145L146 147H143V149H142V147H141ZM159 144V143H158ZM157 144V145H158ZM160 144H162V143H160ZM176 144V143H175ZM196 144L197 145H199V144H201L200 146H197L196 147ZM204 144H206V143H204ZM211 144H213L214 145V143L212 142ZM230 144V143H229ZM235 144V143H234ZM245 144V143H244ZM256 144V143H255ZM262 144V146H263V143H261ZM104 145V146H103ZM118 145V146H117ZM143 145V146H144ZM166 145V144H165ZM220 145V144H219ZM259 145H260V143H259ZM258 145V146H259ZM7 146H12V148H10V149H8L9 147H7ZM163 146V145H162ZM162 146H160V147H162ZM176 146H178L177 144H176ZM214 146H216V145H214ZM242 146V145H241ZM249 146H251V144L249 145ZM248 146V147H249ZM24 147V148H25ZM167 147V146H166ZM180 147V146H179ZM205 147V145H203L202 146V149ZM213 147V146H212ZM230 147V146H229ZM236 147V146H235ZM239 147V146H238ZM264 147V146H263ZM16 148V147H15ZM141 148V149H140ZM153 148V149H152ZM163 148V147H162ZM161 148V149H162ZM211 148V147H210ZM215 148V147H214ZM219 147L217 146V149H218ZM221 148V147H220ZM224 148H226V147H224ZM237 148V147H236ZM254 148V147H253ZM258 147L256 146V149H257ZM12 149V150H13ZM164 149H165V147H164ZM172 149H173V147H172ZM177 149V148H176ZM198 149H200V151L199 152H201V147L200 148H198ZM217 149H216V151H217ZM231 149V148H230ZM239 150H240V148H238ZM245 149H248L247 147H245ZM249 149H250V147H249ZM263 149V148H262ZM262 149H261V152L263 153V155H264V149H263V151H262ZM23 150V149H22ZM25 150V149H24ZM115 150V151H114ZM142 150V151H141ZM152 150H153V153H152ZM156 150H158V149H156ZM166 150V149H165ZM179 150V149H178ZM191 150V149H190ZM213 150V149H212ZM251 150H252V148H251ZM250 150V151H251ZM162 151V150H161ZM172 151V150H171ZM170 151V152H171ZM175 151V150H174ZM177 151V150H176ZM181 151V150H180ZM204 151V150H203ZM247 151H249V150H247ZM40 152V151H39ZM112 152V153H111ZM140 152H142V153H140ZM160 152V151H159ZM167 152H168V150H167ZM170 152L168 153L170 156L171 155H173L172 153L170 154ZM179 151H177V153H178ZM183 151H181V153H182ZM195 152V153H196ZM199 152H197V153H199ZM205 152H202V153H205ZM225 152H229V151H225ZM242 152V151H241ZM254 152V151H253ZM26 153V152H25ZM43 153V154H44ZM125 153H127V155H124ZM139 153H140V155L142 154V156H144V157H150V159H149V157L147 158V162L148 161H157V163H158V168L159 169H162V167L163 168H166L164 171H163V173H162V171H160L158 168L156 169V170H159V172L161 173V174H163L162 175V179H161V177H159L158 178V176L156 175V174H158L159 175V172H157L156 174H155V171H152V170H154V168L153 167H156V163H154V166H153V163H151L152 165H151V167L153 168L152 170L151 169H149L150 171H148V169H147V167H150L149 165H147V167H145V169L144 170H146L144 173H146V177L148 176V177H153L152 179L151 178H149V180H152V181H150V184H151V182H152V184L153 183H155L154 181L155 180H157V178L159 179V180H157V181H161V182H163V184H164V186L166 185V187H161V186H163V184L161 183V182H156V184H159V185H157V188L155 187V185L153 184L152 186H150V185H148V183H145V181L144 182H142L141 184L139 183L138 184V182H140V181H142V180H136L134 177V175H136V173L139 171L138 170V168L139 167H137V165L135 166L134 165V167L136 168V170H138V171H136V170H134V168H128V167H126V165H124V164H122V162L124 163V162H132L133 164H137V162L139 161V160H142V159H139L138 157V155H139ZM158 153V151L156 152V156H159L160 155V153L159 154H157ZM163 153V152H162ZM165 153V152H164ZM175 153V152H174ZM180 153V154H181ZM184 153V152H183ZM190 153V152H189ZM194 153V152H193ZM196 153V154H197ZM215 154H216V152H214ZM247 153V152H246ZM245 153V154H246ZM249 153V152H248ZM247 153V154H248ZM252 153V152H251ZM250 153V154H251ZM258 153V152H257ZM27 154V153H26ZM40 154V153H39ZM226 154H228V153H226ZM230 155H231V153H229ZM20 155V154H19ZM42 155V154H41ZM146 155V156H145ZM174 155H176V154H174ZM183 154H181L180 156H182ZM195 155V154H194ZM198 155V154H197ZM201 155V154H200ZM214 155V154H213ZM223 155V154H222ZM225 155V154H224ZM235 155V154H234ZM233 155V156H234ZM240 155V154H239ZM253 155V154H252ZM251 155V156H252ZM262 155V154H261ZM17 156V155H16ZM15 156V157H16ZM39 156V155H38ZM44 156V155H43ZM187 156V155H186ZM203 156V155H202ZM215 156V155H214ZM248 156V155H247ZM254 156V155H253ZM18 157V156H17ZM27 157V156H26ZM32 157H33V154H32ZM40 157V156H39ZM42 157V156H41ZM144 157H142L143 158V163L142 164H144V161L146 162V159L144 158ZM175 157V156H174ZM190 157V159L192 158L191 156H189ZM200 157V156H199ZM209 157V156H208ZM207 157V158H208ZM221 157V156H220ZM226 157H228L227 155H226ZM246 157V156H245ZM28 158V157H27ZM29 158H31V156L29 157ZM28 158V159H29ZM36 158H37V156H36ZM43 158V157H42ZM161 158V157H160ZM162 158H165L166 159V157H163L162 156ZM171 158V157H170ZM177 158V157H176ZM242 158V157H241ZM248 158V157H247ZM251 158V157H250ZM256 158V157H255ZM262 158H264V157H261V159ZM112 159H115V160H112ZM154 159V160H153ZM156 159V160H155ZM159 159V160H158ZM172 159V158H171ZM175 159V158H174ZM180 159V158H179ZM182 159H185V157L183 156L182 158H181V160ZM194 159H192V160H194ZM209 159V158H208ZM212 159V158H211ZM217 159V158H216ZM219 159V158H218ZM236 159V158H235ZM260 159V158H259ZM35 160H37V159H35ZM94 160H96V161H94ZM173 160V159H172ZM171 160V161H172ZM192 160H190L189 161V159H188V161H187V159H186V161L185 160H183V162H184V164L186 165V163H187V165H188V162L190 163ZM206 160V159H205ZM242 160V159H241ZM245 160V159H244ZM255 160V159H254ZM179 161V160H178ZM204 161V160H203ZM210 161V160H209ZM209 161H208V163H209ZM214 161V160H213ZM236 161V160H235ZM235 161H234V163H235ZM61 162V161H60ZM135 162V163H134ZM142 162V161H141ZM177 162V161H176ZM192 162V163H193ZM205 162V161H204ZM215 162H217V161H215ZM245 162V161H244ZM243 162V163H244ZM252 162V161H251ZM263 162V161H262ZM173 163V162H172ZM177 163H179V162H177ZM182 163V161L180 162V164ZM202 163V162H201ZM200 163V166H202V164ZM207 163V164H208ZM234 163H232V164H234ZM248 163V162H247ZM255 163V162H254ZM253 163V164H254ZM131 163H129V165H130ZM149 164V163H148ZM160 164H162V166H160ZM163 164H165L164 166H163ZM168 164V165H167ZM180 164H179V166H180ZM203 164H205V163H203ZM214 164V162H212V164H210V165H213ZM123 165H124V167H123ZM132 165V164H131ZM209 165V166H210ZM215 165V164H214ZM216 165H218V164H216ZM219 165H220V163H219ZM235 165H236V163H235ZM260 165V164H259ZM68 166V165H67ZM133 166V165H132ZM131 166V167H132ZM138 166H141L139 163H138ZM145 166H146V164H145ZM167 166H169V167H167ZM195 166L199 169L198 171H197V169H195ZM205 166V165H204ZM208 166V165H207ZM207 166H205L206 168H207ZM208 166V167H209ZM120 167V168H119ZM121 167H123L122 169H121ZM125 167L127 168V169H125ZM172 167V168H171ZM170 167V169H172L173 170V166H171ZM204 167V168H205ZM212 167V166H211ZM219 167V166H218ZM221 167V166H220ZM230 167V166H229ZM232 167V166H231ZM230 167V168H231ZM242 167V166H241ZM31 168V167H30ZM182 168V169H183ZM203 168V167H202ZM205 168V169H206ZM210 168V167H209ZM222 168V167H221ZM220 168V169H221ZM228 168V167H227ZM233 168H235L234 166H233ZM231 169L232 171H236L235 169ZM240 168V167H239ZM244 168V167H243ZM247 168H249L248 167V165H247ZM262 168V167H261ZM260 168V169H261ZM39 169H37V170H39ZM142 169V168H141ZM188 169H190L189 171H188ZM218 169V168H217ZM225 169V168H224ZM223 169V170H224ZM31 170V169H30ZM163 170V169H162ZM211 170V169H210ZM214 170V169H213ZM222 170V169H221ZM240 170L242 171V173L243 172H245L244 171V169L242 170L241 168H240ZM247 170V169H246ZM141 171H143V170H141ZM167 171V172H166ZM174 171V170H173ZM181 171V170H180ZM205 171H209V169H207V170H205ZM217 171V170H216ZM215 171V172H216ZM254 171V170H253ZM260 171H264V170H260ZM164 172H166V174L164 175ZM175 172V171H174ZM212 172H214V171H212ZM211 172V173H212ZM226 172H228V171H226ZM239 172V171H238ZM139 173H142V172H139ZM169 173H170V170H169ZM171 173H173V172H171ZM242 173L240 172V173H238V177L240 178H242L243 176H241L242 175ZM247 173H248V171L246 172V173H244L245 175H247ZM257 173V172H256ZM259 173V172H258ZM261 173V172H260ZM143 174V173H142ZM142 174L140 175V176H142ZM155 174V175H154ZM183 174V173H182ZM199 174H201V173H199ZM220 174V173H219ZM223 174H224V171H223V173H222V177H221V175H219L217 178H215V177H213L214 179H213V181L214 180H216L215 182H213L212 181V178H211V182H213V184L214 185H217L218 184V186H220L221 187V189H224L223 187H222V184H223V180H222V178H223ZM230 174V173H229ZM240 174V175H239ZM19 175H20V177L22 176L23 178H18L19 177ZM139 175H138V177H139ZM143 175H145V174H143ZM173 175V174H172ZM194 175L196 176V178L194 177ZM203 175V174H202ZM212 175V174H211ZM228 175V174H227ZM226 175V176H227ZM233 175H234V172H233ZM232 175V176H233ZM236 175V174H235ZM244 175V176H245ZM250 175V174H249ZM249 175H247V176H249ZM18 176V177H17ZM55 176V177H54ZM88 176H90V178L91 179H88ZM97 176L99 177V178H97ZM101 176V177H100ZM157 176V177H156ZM160 176V175H159ZM170 176V175H169ZM168 176V177H169ZM174 176V175H173ZM185 176H187V178L185 177ZM229 176V175H228ZM97 179H96V178ZM147 177V178H148ZM156 177V179L154 180V178ZM172 177V176H171ZM179 177H178V179H179ZM231 177V176H230ZM229 177V178H230ZM252 177V176H251ZM254 177V176H253ZM262 176H260L259 178H261ZM144 178V177H143ZM177 178V177H176ZM205 179V177H202L201 179ZM206 178H207V176H206ZM239 178H237V179H239ZM241 178L239 179V181L241 180ZM243 178H246V177H243ZM243 178H242V180H243ZM258 178V179H259ZM52 179V182L53 183H55L56 184V189L55 190H52V192H54L55 191V193L54 194H46V192H47V189H46V185L45 184H47V182L49 181V180H51ZM142 179V178H141ZM196 179V180H195ZM223 179H226L227 181L229 180L230 181V179H228L227 177L225 178H223ZM235 180H236V178H234ZM247 179H249V178H247ZM251 179H253V178H251ZM251 179H250V181H251ZM257 179V180H258ZM136 180V181H135ZM222 180V181H221ZM256 179H255V181H257ZM148 181V180H147ZM181 181V180H180ZM197 181H199V180H197ZM205 181V180H204ZM203 181V182H204ZM206 181H207V179H206ZM205 181V182H206ZM208 181H209V179H208ZM218 181V182H217ZM222 182V184L220 183V182ZM227 181H225V183H226V185H227ZM228 181V182H229ZM262 181H263V179H262ZM244 182V181H243ZM246 182H249V181H246ZM246 182L243 184L244 185V187H245V185H247L246 184ZM254 182V180L252 181V184H254L253 183ZM259 182V181H258ZM257 182V183H258ZM181 183V182H180ZM183 183H184V185H183ZM217 183V184H216ZM221 185H220V184ZM224 183V184H225ZM234 183V182H233ZM250 183V182H249ZM256 183V184H257ZM264 183V182H263ZM160 184H162L161 186H160ZM206 183H204V185H205ZM209 184V183H208ZM208 184H206V187L207 186H211V185H213L212 183H210L209 185ZM229 184H232V182L230 181L229 183H228V185ZM239 183H237V185H238ZM255 184V185H256ZM35 185V186H34ZM175 185V186H176ZM225 185V186H226ZM227 185V186H228ZM233 185V184H232ZM232 185H230V187H229V189H231L232 190V192H233V189L235 190V193H236V191H237V193H239L238 192V190H239V188H238V190H237V188L235 189V187H236V185L233 187ZM248 185H250V184H248ZM247 185V186H248ZM182 186V187H181ZM201 186H202V184H201ZM217 186V187H218ZM224 186V185H223ZM227 186H226V190L225 191H227V190H229V189H227ZM247 186H246V188H247ZM158 187H160V189L158 188ZM216 186H214V188L216 189V190H218V188H217ZM261 187V186H260ZM168 188V189H167ZM201 188V187H200ZM207 188H209V187H207ZM259 188V187H258ZM71 189V188H70ZM69 189V190H70ZM170 189V190H169ZM177 189V188H176ZM210 189H212V188H210ZM100 190V191H99ZM194 190V189H193ZM203 190H205V191H210V190H206V188H205V186H204V188H203ZM244 190H246V189H244ZM258 190V189H257ZM18 191H20V192H24V195H17L16 193L18 192ZM68 191V190H67ZM160 191H162V192H160ZM166 191H167V193H166ZM170 191H174L173 193H171ZM177 191L175 192V193H177ZM199 191V190H198ZM211 191H213V189L211 190ZM219 191V190H218ZM218 191H216V192H218ZM99 192V193H98ZM190 192H191V194H190ZM196 192H197V189H196ZM201 192V191H200ZM215 192V191H214ZM213 192V193H214ZM215 192V193H216ZM224 192V191H223ZM231 192V195H230V190H229V195L230 196H232V194L234 193H232ZM241 192V191H240ZM250 192H252L251 190H250ZM166 193V194H165ZM177 193V194H178ZM199 195H206L204 198H206L207 197V195L209 194H204V193H202L201 192V194L199 193V192H197ZM214 193V194H215ZM219 193H221V191H219ZM245 193V192H244ZM29 194H31L30 196H29ZM34 194H37L36 195V197H39V199H41V200H39V201H41V202H43V205H40V203L38 202V201H36V199H34V197H33V195ZM39 194V195H38ZM144 194V195H145ZM148 194H146V196L148 195ZM212 194V192L210 193V195ZM224 194V193H223ZM75 195H77V196H79V197H83L84 196V199H79V200H77L76 199V196ZM143 195V196H144ZM164 195V196H163ZM175 195V196H174ZM247 195V194H246ZM250 195V194H249ZM263 195V194H262ZM261 195V196H262ZM163 196V197H162ZM198 196V195H197ZM220 196V195H219ZM238 196H240V195H238ZM199 197V196H198ZM197 197V198H198ZM203 197V196H202ZM211 197V196H210ZM214 197H216V195L214 196L213 195V198ZM228 197V196H227ZM250 198H251V196H249ZM129 198H132L130 201H128L129 200ZM151 198V197H150ZM157 198V199H156ZM162 198V199H161ZM166 198L165 199H163V202H164V205L163 206H167L168 207V205H165V204H167L168 202H170L171 201V199H169V200H167L168 202L167 203H165V200H166ZM175 200H174V199ZM195 198V197H194ZM217 198H218V196H217ZM221 198V197H220ZM254 198H256V197H254ZM264 198V197H263ZM263 198H262V200H263ZM140 199V200H139ZM201 199V198H200ZM227 199H229V202L232 204V201L234 200L233 198V200L231 201L230 199L231 198H227ZM235 199H237V198H235ZM252 199H253V195H252ZM252 199H249L248 201H250V200H252ZM260 199H261V197H260ZM260 199L258 200V198H257V203H256V199H253V200H255V201H253L254 202V205L256 204L257 205V208L258 207H261L262 205L260 204ZM187 200V199H186ZM190 200H192V199H190ZM204 200H206V199H204ZM213 200V199H212ZM240 200V199H239ZM241 200H242V198H241ZM246 200V203L247 204H249L248 202H247V199H245ZM183 201V200H182ZM181 201V202H182ZM221 201V200H220ZM227 201V200H226ZM258 201H259V203H258ZM264 201V200H263ZM3 202V201H2ZM186 201H184L183 203V211H182V209H180L179 207V209H180V211H179V213L182 211L185 215V217H183V218H181V220L182 219H184V220H186V219H188V221L186 220V221H184L183 220V222L182 223H184V222H186V224H187V222H189V226L187 225V231H188V228H190V230H189V233L191 234V235H185V236H182V232H184L185 233V231L183 230H181L182 232H179L178 234L180 235L181 234V236H180V238H184V239H182L183 241H184V243L186 242V244H189V247H188V251L190 252V253H196L195 254V256H198V254L199 253H201V254H204L205 252V256L204 255H201L200 254V256L202 257H200V256H198L197 258H199L200 259V261L198 262V264L200 263V264H218V263H222L223 261H225L226 260V262L225 263H227L228 262V260L231 262L232 261V256L230 255V253H227V251H225V252H223V254H218L217 253V251H216V249L215 250H213L212 248V250L211 249H209L210 247H209V243H210V241H211V239L213 240L214 238H211V237H214V235L213 236H211V237H204L205 236V233H204V231L201 229V228H203V227H201L200 229L202 230V231H199V227H196V223H197V225H199V223L201 224V223H203L202 221L204 220V219H207L208 217V215L206 216L205 215V213H207L206 211L204 212V210H203V212H204V215L206 216L205 218H203V216L200 218H198L197 216H199V214H198V212H197V210H196V208H195V205L194 206H186V205H188L187 203H185ZM193 202V201H192ZM203 202V201H202ZM234 202H236L235 200H234ZM233 202V203H234ZM237 202H239L238 200H237ZM241 202V201H240ZM239 202V203H240ZM148 203V202H147ZM154 203V205L153 206H155V207H153L154 209H155V211L157 212L158 210H160V206H159V204H158V206L160 207L159 209L157 208V210H156V207H158L156 204ZM200 203V202H199ZM198 203V204H199ZM204 203V202H203ZM206 203V202H205ZM209 203V202H208ZM213 203H214V201H213ZM228 203V202H227ZM230 203H228L229 205H230ZM239 203H237V205L239 204ZM161 204V203H160ZM193 204H196L195 202H193ZM193 204H191V205H193ZM202 204V203H201ZM201 204L200 205H198V206H201ZM218 204H220L219 203V201H217V205ZM241 204V203H240ZM251 204V203H250ZM253 204V203H252ZM252 204H251V206H252ZM260 204V206H258ZM0 205H1V203H0ZM10 205V206H11ZM51 205V206H50ZM180 205V204H179ZM203 205V204H202ZM207 206H206V208L208 207V205L209 204H206ZM214 206H215V204H213ZM220 205H223L222 204V202H221V204ZM225 205H227V204H225ZM229 205H227V207L229 206ZM243 205V203L241 204V208L243 209V206L245 205L246 206V204L244 203V205ZM253 205V206H254ZM146 206V205H145ZM161 206H162V204H161ZM174 206H175V204H174ZM177 206H175V207H177ZM219 206V205H218ZM224 206V205H223ZM222 206V207H223ZM232 206H234V204H232ZM232 206H230L231 208L230 209H232V210H234V209H236V208H234V207H232ZM236 206V205H235ZM250 205H248V207H249ZM251 206H250V208H251ZM252 206V207H253ZM139 207H141L142 208V206H139ZM138 207V208H139ZM147 207V206H146ZM169 207H170V205H169ZM192 207H194L195 209H192ZM237 207V206H236ZM247 207V206H246ZM246 207H244V209L243 210H245V208ZM12 208V209H13ZM140 208V209H141ZM166 208V207H165ZM164 208V209H165ZM174 208V207H173ZM205 208V207H204ZM209 208H210V205H209ZM212 208H213V206H212ZM218 208V207H217ZM234 208V209H233ZM254 208V207H253ZM139 209V210H140ZM143 209H144V207H143ZM163 209V208H162ZM171 208H169V210H170ZM222 209H224L225 210V213L226 212H228L227 211V209L224 207V208H222ZM229 209V208H228ZM230 209H229V211H230ZM241 209V210H242ZM129 210V211H128ZM130 210H133V211H130ZM139 210H138V212H139ZM150 210V209H149ZM168 209H166V211L168 212V214H171L172 215V213H174V212H171V211H169ZM176 210H177V208H176ZM215 210V209H214ZM240 210V209H239ZM253 210V209H252ZM255 210H256V206H255V209H254V212H255ZM15 211V210H14ZM150 211H152V209L150 210ZM163 211V210H162ZM166 211H163V212H166ZM178 211V210H177ZM198 211H200V210H198ZM223 211V210H222ZM221 210H220V212H222ZM235 211H237V213H238V208H237V210H235ZM246 211H247V209H246ZM246 211H244L245 213H247ZM12 212V211H11ZM115 212H118V213H115ZM147 212V211H146ZM146 212H142V215L144 214V213H146ZM161 212V210L159 211V213ZM167 212H166V214H167ZM171 212V213H170ZM181 212V215L183 214ZM217 212H219V210L217 211ZM216 212V213H217ZM243 212V213H244ZM249 212V211H248ZM131 213V214H132ZM162 213V212H161ZM198 215H197V214ZM223 213V212H222ZM242 213V212H241ZM253 213V212H252ZM260 213V212H259ZM130 214V215H131ZM134 214H136V213H134ZM147 214V213H146ZM165 214V213H164ZM201 214H202V212H201ZM226 214H228V213H226ZM255 214H257V212H255ZM133 215V214H132ZM141 215V214H140ZM156 215V214H155ZM174 215V214H173ZM172 215V216H173ZM180 215V214H179ZM197 215V216H196ZM221 215H224L225 216V214H221ZM229 215V214H228ZM228 215H226L227 217H231L230 215L228 216ZM234 215H235V213H234ZM248 214H246V216H247ZM261 215V214H260ZM262 215H264L263 213H262ZM145 216V215H144ZM162 216H163V214H162ZM169 216V220L168 221H172V220H174L175 221V223H174V221H172V225L174 224H176L177 222V219L175 220V218L178 216H176L175 217V215H174V217H172V218H174V219H172L171 220V217H170V215H168ZM187 216V217H186ZM215 216V215H214ZM249 216V215H248ZM159 217H161V215L159 216ZM165 217H167V215L165 216ZM164 217V218H165ZM226 217V218H227ZM137 218V217H136ZM145 218V217H144ZM197 218L199 219V220H197ZM212 218L214 219V217L212 216ZM217 218V217H216ZM215 218V220H218V218L221 220H218V221H220L219 223H224V222H228V218L226 219V218H220L219 216H218V218L216 219ZM231 218H233V217H231ZM256 218V217H255ZM258 218V217H257ZM133 219V218H132ZM160 219V220H159ZM167 219V218H166ZM180 219V218H179ZM210 219V218H209ZM212 219V220H213ZM222 219H225L224 221L222 220ZM230 219V218H229ZM237 219V218H236ZM246 219H248V220H244V219H242V220H244V221H249V218H246ZM142 220V219H141ZM146 220H148V219H146ZM145 220V221H146ZM164 220L165 219H163V222L162 223H164ZM180 220V221H181ZM197 220V221H196ZM202 220V221H201ZM211 220V221H212ZM234 220V219H233ZM232 220V221H233ZM253 220V219H252ZM195 221V222H194ZM201 221V222H200ZM205 221V220H204ZM207 221H208V219H207ZM211 221H209V222H211ZM218 221H216V222H218ZM232 221H229L230 223H232ZM256 221V220H255ZM258 221V220H257ZM256 221V222H257ZM261 221H263L264 222V218L262 217V220ZM133 222V221H132ZM132 222H131V224H132ZM138 222V221H137ZM137 222H135V224H137ZM152 222V223H151ZM166 223H167V221H165ZM199 222V223H198ZM229 222H228V224H229ZM240 222V221H239ZM262 222V223H263ZM161 223V224H162ZM170 223L171 222H169V226H170ZM195 223V224H194ZM249 223V222H248ZM261 223V222H260ZM260 223H258L259 224V227H260V225H262V223L260 224ZM140 224H142V223H140ZM145 224V223H144ZM165 224V223H164ZM204 224H207V222H204ZM204 224H202V225H204ZM208 224H210V223H208ZM208 224H207V226L205 225V227H208ZM224 224H226V223H224ZM256 224V223H255ZM138 225H139V223H138ZM148 225H147V227H148ZM152 225V226H151ZM157 226V228H156V226ZM171 225V226H172ZM173 225V226H174ZM248 225H250V224H248ZM252 225V224H251ZM155 226V228H153ZM166 226H167V224H165V232L166 233H164V234H167V231L168 230H170L169 228H171V227H167L166 228ZM183 226V225H182ZM182 226H179V227H182ZM219 226V225H218ZM224 226V225H223ZM222 226V227H223ZM228 226H230V225H228ZM244 226H245V223H244ZM254 226V225H253ZM256 226V225H255ZM263 226V225H262ZM163 227H164V225H163ZM162 227V228H163ZM205 227H204V230H205ZM210 227V226H209ZM208 227V228H209ZM250 227V226H249ZM257 227H258V225H257ZM161 228V227H160ZM160 228H159V230H160ZM182 228H184L185 229V227H182ZM213 228V227H212ZM212 228H209V229H211V231H212ZM230 228H231V226H230ZM229 228V229H230ZM233 228V227H232ZM241 228V227H240ZM239 228V229H240ZM253 228V227H252ZM129 229V230H128ZM146 229V228H145ZM166 229H168L167 231H166ZM172 229V228H171ZM180 229V228H179ZM209 229H206L205 231L206 232H208L209 231ZM237 229V228H236ZM248 229V228H247ZM246 229V230H247ZM158 230V229H157ZM156 230V231H157ZM220 230V229H219ZM243 230V229H242ZM256 230V229H255ZM264 230V229H263ZM155 231V232H156ZM163 230H161L160 232H162ZM172 231V230H171ZM171 231H169V233H171ZM175 231L177 232L178 230L176 229V225H175ZM186 231V233H188ZM210 231V232H211ZM239 231V230H238ZM241 231V230H240ZM252 231H254V230H252ZM155 232H154V234H155ZM159 232V231H158ZM173 232V231H172ZM192 232V233H191ZM216 232V231H215ZM242 232V231H241ZM250 232H251V230H250ZM255 233H256V231H254ZM258 233H256V236H257V234H260L259 232L260 231H257ZM262 232V231H261ZM169 233L167 234L168 235V237L170 236V235H172V234H170L169 235ZM203 233H204V235H203ZM232 233V232H231ZM231 233H230V235H231ZM233 233L235 234V232L233 231ZM232 233V236L230 237V239L228 238V240H229V242H230V240L232 241V240H234V238L236 237V235H237V233H236V235H234ZM240 233V232H239ZM238 233V234H239ZM248 233V232H247ZM151 234V233H150ZM163 234V233H162ZM163 234V235H164ZM177 234V237H179V235ZM208 234H210V233H208ZM214 234V233H213ZM229 234V233H228ZM244 234V233H243ZM242 234V235H243ZM246 234V233H245ZM254 234V233H253ZM263 234V233H262ZM156 235V234H155ZM154 235V236H155ZM159 235V234H158ZM166 235V236H167ZM175 235V234H174ZM173 235V236H174ZM211 235H212V233H211ZM216 235V234H215ZM217 235H219V233H217ZM216 235V236H217ZM248 235H251V234H248ZM255 235V234H254ZM206 236H208V235H206ZM222 236V235H221ZM238 236V235H237ZM244 236V235H243ZM253 236V235H252ZM259 236V235H258ZM162 237V236H161ZM160 237V238H161ZM220 237V236H219ZM226 237V236H225ZM251 237V236H250ZM164 238H165V235H164ZM170 238V237H169ZM180 238H179V240H180ZM211 238V239H210ZM222 238V237H221ZM220 238V239H221ZM238 238V237H237ZM237 238H235L236 240H237ZM256 238V237H255ZM255 238H254V240H255ZM259 238H260V236H259ZM263 238V237H262ZM129 239V238H128ZM190 239V240H189ZM208 239H210V240H208ZM248 239V238H247ZM246 239V240H247ZM157 240V239H156ZM175 240V239H174ZM177 240V239H176ZM216 240V239H215ZM214 240V242H216V241H218V238H217V240L215 241ZM227 240V241H228ZM249 241H250V239H248ZM247 240V241H248ZM259 240V239H258ZM161 241V240H160ZM173 241V240H172ZM171 241V242H172ZM224 241V240H223ZM260 241V240H259ZM164 242V241H163ZM163 242H161V243H163ZM175 242V241H174ZM177 242V241H176ZM180 242H182V241H180ZM234 242V241H233ZM246 242V241H245ZM256 242V241H255ZM254 242V243H255ZM165 243V242H164ZM183 243V244H184ZM218 243H220L221 244V242L220 241H218ZM222 243H224V242H222ZM231 243V242H230ZM239 243V242H238ZM243 243V242H242ZM249 243V242H248ZM257 243V242H256ZM160 244V243H159ZM166 244V243H165ZM176 244H180L179 242L178 243H176ZM219 244V245H220ZM237 244V243H236ZM240 244V243H239ZM157 246H158V249H159V245H158V243L156 244ZM155 245V246H156ZM175 245V244H174ZM177 245V246H178ZM182 245V244H181ZM228 245H230V244H228ZM227 245V246H228ZM264 245V244H263ZM186 246V245H185ZM209 248H208V247ZM216 247L217 245H213V247ZM222 246V245H221ZM224 246V245H223ZM226 246V245H225ZM231 246V245H230ZM236 246H238V244L236 245ZM254 246V245H253ZM214 247V248H215ZM240 247V246H239ZM261 247V246H260ZM143 248V249H142ZM146 248V247H145ZM208 248V249H207ZM229 248V247H228ZM232 248V247H231ZM263 248H264V246H263ZM157 249V248H156ZM157 249V250H158ZM166 249H168V248H166L165 247V249H163L164 250V252H165V250ZM183 249H185V247L183 248ZM236 249V248H235ZM242 249V248H241ZM182 253H183V250H182V247H181V249H179ZM208 250H209V252H208ZM224 250H226V248H224ZM245 250V249H244ZM250 250H252V249H250ZM249 250V251H250ZM147 251V252H146ZM172 250L171 249H169V251H168V253L170 252V253H172L171 252ZM211 251L214 253H211ZM216 251V252H215ZM238 251V250H237ZM163 252V251H162ZM161 251H160V254L162 253ZM163 252V253H164ZM179 252V251H178ZM239 252H240V250H239ZM167 252H165V254H166ZM167 253V254H168ZM169 253V254H170ZM175 253V252H174ZM185 253V252H184ZM192 253V254H193ZM225 253V254H224ZM236 253V252H235ZM264 253V252H263ZM156 254V253H155ZM157 254H159V253H157ZM157 254L155 255V256H157ZM165 254H163L164 256H165ZM189 254V253H188ZM192 254H190V255H192ZM194 254L192 255V260L194 261V260H196V258L194 259ZM213 254V255H212ZM239 254H241V253H238V256H239ZM185 255V254H184ZM233 255V254H232ZM243 255H246V254H243ZM264 255V254H263ZM194 256V257H193ZM231 256V257H230ZM154 257V256H153ZM158 257V256H157ZM163 257V256H162ZM182 257V256H181ZM185 257V256H184ZM245 257V256H244ZM264 257V256H263ZM152 258V257H151ZM159 258V257H158ZM257 258V257H256ZM133 259V258H132ZM150 259V258H149ZM148 259V261H150ZM156 259V258H155ZM235 259V258H234ZM245 260V259H244ZM137 261V260H136ZM135 261V262H136ZM147 260H146V262H148ZM156 261H157V264H159L160 262H158V260L156 259L155 261L152 259L151 260V264H154V263H156ZM196 261H198V260H196ZM255 261V260H254ZM253 261V262H254ZM257 261H258V258H257ZM138 262V261H137ZM138 262V263H139ZM163 262V261H162ZM183 262H184V260H183ZM192 262V261H191ZM229 262V263H230ZM233 262V261H232ZM252 262V263H253ZM179 263V262H178ZM190 263V262H189ZM193 263V262H192ZM197 263V262H196ZM225 263H223V264H225ZM229 263H227V264H229ZM244 263H248V261L247 262H244ZM250 263V262H249ZM263 263V262H262ZM129 264V263H128ZM146 264V263H145ZM194 264V263H193ZM231 264H233V263H231ZM260 264V263H259Z\"/></svg>",
	"mask_w": 264,
	"mask_h": 264
},
{
	"label": "rangeland",
	"instance_id": "rangeland-1",
	"mask_svg": "<svg viewBox=\"0 0 264 264\" xmlns=\"http://www.w3.org/2000/svg\"><path fill=\"white\" fill-rule=\"evenodd\" d=\"M3 1V0H2ZM7 2V4L9 5L8 6V8L10 7V5H14V3L16 4V6L15 7H17V6H19V0H6ZM96 0H92L91 2H89V0H86V5H88V6H90L91 4H93V5H91V6H93L94 7V4H95V7H96V3L98 2L100 5H103L104 6V4L101 2V0H97L96 2H95ZM122 2L123 0H117V2ZM250 1V0H249ZM249 1L247 0V2H245V1H242V2H245V3H247V4H245V3H241V1H238L237 3H236V1H234V2H232V3H228L229 5H227V3L226 4H224V5H218V4H214L215 6H217L216 8H215V6L213 7L212 5H211V3H210V5L211 6H209V10H208V8L206 9V12H208L207 14L205 13V15L206 16H204V18H202V16H200V15H198L197 17H196V20H195V22L197 21V25H199V26H197L196 25V27H197V29H203V28H205L206 27V31H205V29H203V33H202V31L201 30H198L197 31V29H195V30H193V31H191L190 32V29H188V30H186V34L184 33L185 31V29L184 28H181V30H179V28L178 27H176V26H180V25H182V24H179L178 23V25L177 24H175L174 25V27L172 26L171 28H169V29H173L172 31H173V33H174V36H175V38H176V36H178L179 34H177L178 32H180L181 34H180V36H178L177 38H179V37H183V35H187V36H184L183 37V42H185V43H181V41H182V39L180 38V41L179 42H175L174 40H173V44H174V47L176 46L177 47V44H178V46H180V44L181 45H187L186 47H185V49L183 48L182 49V47L180 46L179 48H178V52L176 51V49H175V54H174V58L171 56V58H170V60L172 59L177 65H174L173 64V61L171 60L170 61V63L172 62V65H170V63H169V59H167V58H165L164 60H163V56H155V55H157V53L158 54H161V53H159L160 52V47H161V45H160V47H158L159 45L157 44V43H159L158 42V39H156L157 37H155L154 35H153V33H151V32H154V29L156 30V31H158L157 30V28H154L155 26H154V24H151V26L152 27H150V28H147V29H150V30H148V32H147V36L149 37L148 39H146V44H147V42H148V40H150V39H152V40H150L149 41V43H148V45L150 44V42L152 43L151 45H149L150 46V48L148 47V46H146L145 44V46H146V48L148 47V49H151L148 53H146L147 52V50H146V52H144V50L146 49L145 47V49L143 50L142 49V51H143V55L146 53V54H150V55H146L145 54V56H143V55H141L142 57H144L146 60L144 61L145 63H140L139 62V59H138V56L136 57V59H135V61H137L138 63H140V64H143V65H141L144 69H143V71H149V69L151 68L148 64H149V62L150 63H152L153 61H155V62H153L154 64L156 63V61H161L160 60V58L162 59V61L161 62H164V61H167V62H164V64L166 63L167 65H168V67H167V65L165 64V66L167 67H163V65L164 64H162V63H159V62H157L156 63V69L154 68V70L155 71H152L153 70V68H151V70L149 71V73L152 71V74L150 75V77H149V79L150 78H152L151 76H153L154 77V79L152 78V79H150L149 81L147 80L148 79V77H147V83H150V82H152L153 84L150 86V84L147 86L149 89H151L152 87H155V86H157V84H158V89H159V85H165V83L166 84H171V85H169V87H170V89H171V86L172 87H174V88H172L171 90L172 91H176L177 90V86L179 87L178 88V90H180L179 91V93H180V95L178 96V94L179 93H177L178 92V90L176 91V92H173L174 94H176L177 95V101L175 100H172L173 99V97L171 98V100H169V98L167 99V100H164V102L165 101H167V102H165L164 104H165V106L166 107H168V108H165V106H163L164 107V109L166 110L167 109V111H170L171 112V114H174L177 110V112H186L184 115H188L187 117H185V116H183V119L184 120H182V118L180 119L181 120V123H180V120H176V119H174L173 121L171 120V118H169V117H171L170 115V112H169V116L167 115H165L166 113H168L167 111H165L163 108H161V109H159V107L160 106H158V105H156V107H155V114H156V112L160 115H158L157 117H152V119L154 118V119H156V120H152V119H150L151 117H147V119H146V117L145 116H139V117H141L140 119H138V121L140 122H136L137 124L136 125H138V124H140V125H142V126H147L146 127V129H145V127H143L145 130H142L143 132H142V134L144 133L145 135L144 136H142V137H144L145 139H147V141L149 140V139H151L150 138V135H152L153 136V140L152 141H154V140H156L155 142H154V146H156V147H154L153 145H152V141L150 142L151 144L150 145H152V147H154V148H156V149H158V150H154L155 152H154V155H155V157L156 158H159L160 160L162 159V162L161 163H164L165 161H163V159L164 160H166V161H169V162H167L168 164L170 163V167L171 166H173L174 168H173V170L175 171H173L172 169H170V167L169 166H167V167H169V168H167V170H168V174L167 175H165L166 174V172H164V177H163V179H162V175L163 174H161L160 172H159V170L160 171H162V173H163V171L166 169V168H163L162 167V169H159L158 168V163H157V161H148L147 162V158L149 157H144V156H142V154L140 155V153H142V152H140L139 153V159H142V160H139L138 162H137V164H133L132 162H122V164H124V165H126V167H128V168H134V170H136V168L137 167H139L138 168V170H136V171H138L137 173H136V175H134L135 177V179L136 180H142V181H140V182H138V184L140 183H142V182H144L145 180V183H148V185H150V186H152L153 184L155 185V187L157 188V185H159V184H156V182H161V181H157V180H159L160 178L159 177H161V179H162V181H166V180H164V178L166 179V178H168V181L171 179H173L172 180V182L174 183V182H178L177 183V185H176V183H174V187H175V189H173L175 192L178 190V187L177 186H179L180 187V185L182 184V180L183 179H180L181 177H179V175H177V174H179L178 173V170H179V172L181 173L180 175H182L183 177H184V175L186 174L187 176L188 175H190L191 174V172H193V171H190V172H188L189 174H187V172H186V168L187 167H189V165H190V167L192 168V166H193V164H194V162L193 161H195L196 162V160L198 159V160H200L199 158H204L205 156H207L208 154H206V152L207 153H212V154H210V155H208L207 157L209 158H207V157H205L204 159H202V161L200 160V163L202 164V166H200V163L198 162V165H199V168L201 167V172H200V170L195 166V169H197V171L199 170V173H201V174H197V175H199L197 178H196V176L194 175V177L197 179V180H199V181H197L196 179V181H193L194 183V185L193 186H195V183H196V186H198V184H197V182H199V184L201 183L202 184V186H201V184H200V187L199 188H196L197 189V192H199L200 194H201V192L202 193H204V194H208L207 195V197L206 198H204L206 195H199L197 192H196V189L195 188H193L192 189V191H194V194H193V192H192V194H191V192H190V194L191 195H194L193 197H190V198H186V197H184L183 195H180V194H182V193H178V191H177V193H175L174 191H170L171 193H173V194H176V195H178V196H175L176 198L178 197V199L175 201V202H177L178 200L180 201V199H182L183 197L185 198V199H182L181 201H180V203L179 202H177L178 203V206H177V204L176 203H174L175 204V206H177V207H175L174 206V204H170V203H173L172 201V198H169V199H171V201L168 199V197H170L171 196V194H170V196L168 195V197L166 198V195H165V198H166V200H165V203H167L168 201L167 200H169L170 202H168L167 204H165V205H170V207H169V205H168V207L167 206H163L164 205V202H163V199H165V198H161L162 199V201H160L159 202V200L157 199L156 200V202L159 204V206L161 207H159L158 206V204L157 203H155L153 200V198H152V194H151V198L149 197V195H150V193L148 194V193H146V194H148L147 196H146V194L145 193H139V192H136V194H134L133 195V197L132 198H135V196L136 195H140L141 196V198H140V196H139V198L140 199H144V200H141V204H139V206H142V208L141 207H137V209H135V210H137L136 212H127V214H126V218L129 220V223H128V227H129V229H130V232L129 233H131L135 228H137V227H135L136 225L138 226V227H140L141 225L143 226H141L142 228H144V230H147V231H145L146 233L148 232H150V231H152L151 229H149V225H148V223L147 222H150L151 220H152V217H153V221L154 220H156L157 218H162L163 217V219H165L164 220V223L165 224H167V226H166V228L169 226V222H171L170 223V226L169 227H171V228H169L170 230H168V229H166V231H167V234L169 233V231H171V233H169V235L170 234H172V235H170L169 237H168V235L167 234H164V233H166L165 232V224L164 223H162L163 222V219L162 220H160V221H158L157 220V222H160V223H157L156 221H154L155 223H157L156 225L157 226H160V225H162V226H160L159 228H160V230H159V228H157V226H156V228L158 229H155V231H153V232H150L149 233V235H150V237H151V239H153V241H152V243L153 242H155V245L158 243V245L160 246L159 247V249H158V246L156 245H152L153 247L151 248V247H149L150 245L147 243V245L148 246H146V243H144V245H142V247L146 250V249H151V251L153 250V248L155 249V253L157 254V253H159V254H157V256L159 257H157V256H155L156 254L154 253L153 254V252L151 253H145V254H147V256H148V254H149V256L148 257H146V259H145V262L143 261V262H139V260L137 259V256L136 255H134V253H133V251H132V243H131V240H130V236L128 237V235L126 236V238H125V246H124V261H127L128 260V262L126 263L125 262V264H151V260L153 259L154 261L157 259L158 260V262H160L159 264H198V262L200 261V254L201 253H199L198 254V256H200L199 258H197L198 256H195V254H194V259L196 258V260H198V261H196V260H192L193 258H192V253H190L189 251H188V247H189V244H186V242L184 243V241L182 240V239H184L183 237L182 238H180V236H181V234H182V236H185V235H191L190 233H189V230H190V228H188V231H187V225L189 224V222H187V224H186V222H184V223H182L183 222V220L184 219H182L181 220V218H183V217H185L184 215V213L182 212L183 211V202L184 201H186L185 203H187L188 205H186L187 207L188 206H194L195 205V208H196V210H197V212H198V214H199V216H197L198 218L201 216H203V218H205L207 215V219H208V221H207V219H204L202 222L203 223H199V225H197V223L195 224L196 225V227H199V231H204V233H205V236L204 237H211V236H213L214 235V237H211V238H214L213 240L211 239V241H210V243L208 244L209 245V249H213V250H215L216 248V251H217V253L218 254H223V252H225V251H227V253H230V255L232 256H230L231 258H232V261L230 262L229 260H228V262L227 263H229V264H231V263H233V264H246V263H244V262H247L248 261V263L247 264H264V248H263V244H264V222L263 221H261L262 220V217L264 218V215H262V213L264 214V171H260V170H264V158H262L261 159V157H264V155H263V153L261 152V149L263 148L264 149V138H262V137H264V76H260V74H256V73H252V72H250L248 69V67L250 66H252L251 64H252V60H253V62L254 61H256V63L255 64H257L258 63V65H255V66H260V64H261V66L264 68V53H262L263 52V49L264 48H259V47H263V41H264V27H260L261 25H259L258 26V17L259 16H262V13L264 14V0H261V2H260V0H259V2H258V6L260 5V7H257V0H256V2L254 1V0H251L250 2L251 3H249ZM255 3V4H253V3ZM30 3V6L33 8L34 7V2H29ZM91 3V4H90ZM209 4V3H208ZM250 4H252L253 6H255V7H257L255 10H253L254 9V7L252 6V5H250ZM61 7L62 6H64V4L62 5V4H59ZM53 6V5H44V6H38V7H36L35 8V11H36V13H35V15H33V16H28V18H26V17H24L23 15H21V13H20V11L21 10H19L18 9V7L17 8H15L14 10H12V12L14 13H12V14H5L4 12V14L5 15H3V16H1L0 15V41H1V43H5V50L7 51H9L10 52V50L12 49V47H10V41H14L15 39H17V37H19L20 36V33H21V31L22 30H20V29H18V26L16 25L15 26V24H13L12 23V19H13V22L16 20L17 22H19L18 24L19 25H21V26H24V25H28V30H30L32 27H33V25H35V23H36V21L37 22H39V23H41V24H50V22H52V17H53V13H54V11H53V8H55V7H57V8H60V6ZM121 5H123V4H121ZM147 5H149V3H147ZM263 5V6H262ZM52 6V7H51ZM88 6H86V7H88ZM125 6V5H124ZM154 6H155V8H154ZM208 6V5H207ZM227 8H226V7ZM250 6H252L253 7V9H252V7H250ZM45 7H51V11L49 10V9H47V10H49L50 11V15H48L47 17H46V20L47 21H43L45 18L44 17H42L41 15H40V13H41V10H42V8H45ZM66 7V8H65ZM65 7H63L65 10H67L68 9V5H65ZM147 7H149V9H147ZM155 9H153V8ZM210 7H211V9H210ZM212 7H213V9L214 10H212ZM222 7H224V8H226V12L223 10V8ZM236 7H238V9L236 8ZM241 7V8H240ZM250 7V8H249ZM89 8H91V7H89ZM218 8V9H217ZM236 8V9H235ZM242 8L243 9H245V10H243L242 11ZM46 9V8H45ZM227 9H228V11L230 12V16H231V14H232V16H231V18H233L234 17V19H238L237 21L235 20V22H236V25H237V23H238V25L237 26H235V22H232V19L231 18H229L228 16H229V13L227 12ZM262 11H261V10ZM11 10V9H10ZM56 10V9H55ZM70 10V9H69ZM146 10H148V12H147V14L148 15H154V13L156 14L157 12V10H156V4H153V6L152 5H149V6H146ZM154 10V11H153ZM208 10V11H207ZM212 10V11H211ZM221 10V11H220ZM232 10H234L235 12L234 13H232ZM247 10H248V12H249V14L247 13ZM257 10V11H256ZM79 11H80V13L81 14H79L80 15V17H79V15H78V17L80 18H78V20H79V22H80V24H78V28L77 29H74V27H75V25H73V27H72V32L74 33V35L76 36V37H81V39L83 38V37H85L84 39H90L89 41H87L86 43L87 44H85L84 45V49H82L81 48V50H79L78 52H77V55H85V54H87V51H88V53H89V51H91V49H92V52L91 53H93L94 55L96 54V53H100V54H102V53H104L103 52V49H101V50H98V51H96V50H94V48H93V46L95 45L94 44V42L98 39H100L98 36L100 35V34H98V33H100L99 31H100V28H103L104 29V25L102 24H100L99 22H98V24L99 25H101V27L98 29L97 27H96V29L98 30V33L97 32H94V31H96V29H95V26L97 25H95V23L97 22V21H94L91 17H90V15L91 14H89V11H86V9L84 10H82V9H79ZM237 11V12H236ZM10 12V11H9ZM8 12V13H9ZM87 12H88V14H87ZM132 12V11H131ZM239 12V13H238ZM2 13V12H1ZM228 13V14H227ZM235 13H238L237 15L235 14ZM243 13V14H242ZM251 13V14H250ZM87 14V15H86ZM233 14H235L236 15V17H235V15L233 16ZM248 14V15H247ZM89 15V16H88ZM240 15H242V17L244 18L245 16H246V18H245V20L242 18V17H240ZM253 15V16H252ZM259 15V16H258ZM111 16V15H110ZM237 16H239V17H237ZM41 17H42V19H41ZM81 17H82V20H81ZM89 17V18H88ZM132 17H134V15L132 14ZM188 17V16H187ZM200 17H201V19H200ZM44 18V19H43ZM84 18H86L85 20H84ZM91 18V20H89ZM116 18V20H117V18L118 17H116L115 15H112L111 17H110V19H109V22H111V21H114V19ZM182 18H185L186 19V16L184 15V17H180V20L182 19ZM189 18V17H188ZM242 18V19H241ZM190 19V18H189ZM230 20V24H229V20ZM240 19L242 20V21H240ZM263 18H261V20H262ZM18 20H20V21H18ZM27 20V21H26ZM55 20V19H54ZM81 20V21H80ZM183 20V19H182ZM181 20V21H182ZM205 20V21H204ZM207 20V21H206ZM244 20V21H243ZM259 20H260V18H259ZM23 21V22H22ZM180 21V22H181ZM200 21H203V22H200ZM234 21V20H233ZM16 22V23H17ZM25 22H27L26 24H24ZM35 22V23H34ZM78 22V23H79ZM82 22H83V24H82ZM93 22H95V23H93ZM204 22H207V23H204ZM243 22V23H242ZM263 22H264V19H263ZM262 22V23H263ZM12 23V24H11ZM15 23V22H14ZM108 22H106V24H107ZM203 23V24H202ZM234 23V24H233ZM261 23V24H262ZM75 24V23H74ZM91 24H94V25H91ZM147 23H145L144 25H146ZM208 24V25H207ZM232 24V25H231ZM242 24H244V26L241 28V25ZM260 24V23H259ZM51 25V24H50ZM80 25H82V26H80ZM85 25V26H84ZM86 25H87V28L91 31V30H93L92 28L94 27V29L95 30H93V31H86L87 33V35L86 34H81V32L83 31V30H81V29H83L82 27H84V28H86ZM91 25V26H90ZM99 25H97V26H99ZM143 25V26H144ZM230 25V26H229ZM256 25V26H255ZM13 26V27H12ZM15 26V27H14ZM77 26V25H76ZM229 28H227V27ZM232 26V27H231ZM239 26V28H235V27H238ZM257 26L259 27V28H257ZM264 26V25H263ZM17 27V28H16ZM81 27V28H80ZM175 27H176V29H175ZM183 27V26H182ZM208 27V28H207ZM232 28V30H231V28ZM233 27H234V29H233ZM252 27L254 28L252 31L253 32H251V29H252ZM76 28V27H75ZM80 28V29H79ZM86 28V29H87ZM154 28V29H153ZM225 28H227V29H225ZM262 30H261V29ZM208 29V30H207ZM20 30V31H19ZM75 30H77V31H75ZM78 30H81V31H78ZM152 30V31H151ZM226 30V31H225ZM102 31V30H101ZM149 31H151V32H149ZM181 31H184V32H181ZM194 31H196L195 33H194ZM224 31H225V33H224ZM256 31V32H255ZM260 31H262V33H261V35H260ZM16 32H20L19 33V36H17L16 37V34L18 35V33H16ZM200 32V33H199ZM214 32V33H213ZM255 32V33H254ZM77 33H79L80 35H77ZM157 33V32H156ZM182 33H183V35H182ZM188 33H190V35L188 34ZM202 33V34H201ZM94 34V35H93ZM154 34H155V32H154ZM194 34H196V35H194ZM223 35V38H222V35ZM228 34V35H227ZM234 34V35H233ZM254 34V35H253ZM92 35V37H90ZM96 35H98V36H96ZM151 35V36H150ZM191 35H194L195 36V39H191V37L193 38L194 36H191ZM203 35V36H202ZM204 35H206V36H204ZM253 35V36H252ZM188 36H189V38H188ZM229 36H231V37H229ZM237 36V37H236ZM241 36V37H240ZM88 37V38H87ZM187 37V38H186ZM225 37V38H224ZM227 37V38H226ZM15 38V39H14ZM153 38H154V41H153ZM217 38V39H216ZM229 38V39H228ZM231 38V39H230ZM93 39V40H92ZM96 39V40H95ZM186 39V40H185ZM188 39H190L189 41H188ZM207 39H209V41H208V43H207ZM213 39H215V41H213L214 42V44H213V42H212V40ZM256 39V40H255ZM262 41V44H261V42L259 41ZM9 40V41H8ZM92 40V41H91ZM95 40V41H94ZM97 40V41H98ZM114 40V39H113ZM185 40V41H184ZM198 40V41H197ZM206 42H205V41ZM223 42H222V41ZM225 40V41H224ZM235 40V41H234ZM105 41V40H104ZM106 41H108V40H106ZM194 41H196V42H194ZM205 42V45H207V47H203V45L204 44H202V43H204ZM211 41V42H210ZM222 42L220 45H221V48H222V50H223V48L225 49V47H224V45L226 46V49H227V51H226V49L225 50H221V48H220V46H219V42ZM251 41L253 42H256V43H252L251 44ZM194 42V43H193ZM210 42V43H209ZM226 44H225V43ZM259 42H260V44H259ZM9 43V44H8ZM92 43H93V45H92ZM188 43H189V45H188ZM227 43H228V46H227ZM233 43V44H232ZM235 43V44H234ZM209 44V45H208ZM213 44V45H212ZM222 44H223V46H222ZM229 44L231 45V47H232V45H234V47H232V49H230L231 51L234 49L235 51V53L232 51V53H234L233 55L236 57H234V58H232V53L228 50V48L230 47L229 46ZM236 44H238V45H236ZM251 44V45H250ZM255 44H256V46H255ZM259 44V45H258ZM7 45H9V46H7ZM88 47H87V46ZM123 45H124V47H123ZM123 45H121L122 46V50H123V52L127 49V47H128V49H130L131 47L128 45V44H123ZM154 45V46H153ZM156 45V46H155ZM152 46V47H151ZM198 46V47H197ZM210 46V47H209ZM213 46V47H212ZM9 47L11 48V49H9ZM125 47H126V49H125ZM196 47V48H195ZM230 47V48H231ZM152 48H154V50L152 49ZM206 49L207 50V48H209L208 50H209V53H207L206 54V52L208 51H204L203 50V54L202 53H199L198 51H199V49ZM217 48V49H216ZM236 48H238V49H236ZM253 48V49H252ZM127 49V51H125V53H123V55H124V57H125V59L126 60H124V61H128L127 63H128V66H126L127 64H126V62L124 63L125 64V66H124V68H125V70H127V71H129V70H133L134 68H135V66L137 67V66H140V64L139 65H137L138 63H135V61H133L134 59H133V55L132 54H130V52H129V50ZM181 50V54L179 53V51ZM212 49V50H211ZM260 49H261V51H260ZM157 50L159 51V52H157ZM240 50V51H239ZM253 50V51H252ZM8 51H7V54H5L4 52H1L0 53V75H3V78L1 79V81H0V91H3V90H5L7 87H11V89H10V100L9 101H7V100H5V102H4V99H1L0 98V105H2V106H0V115L2 116V117H4L5 118V120L6 121H10L11 119H13V117L15 116V114H16V112L20 115V118H19V120H18V122L15 124V127L13 126L12 127V129H14L13 131H12V133H15V131L16 132H20V135H18L14 140H13V143L15 144V145H20V144H22L21 142L24 140V137H25V135L28 133L29 134V136H30V140H32V142L33 143H36V142H39V144H38V146H36V151L34 152V153H30L31 151L30 150H26V149H28L27 148V146L25 147V146H14V149L12 148V146L10 147V146H7V147H9L8 149H10V148H12L11 149V151L12 152H10L9 154H7V157L5 158V160L7 161V162H10V163H12L13 164V167H14V169L18 166V169L16 168V174L17 173H19L20 172V175H22L23 176V174H24V177H30V179L32 178V180H30V181H33L34 182V180L33 179H35V181H37V180H39L40 178H41V175L39 176V171H40V169L39 168H37V167H34L33 166V168H32V165H33V163H34V165H36V163L38 164V166L40 167V165L42 164V162H44V163H50V165H51V168L49 169L51 172H54V173H56L55 171L56 170H61V172L60 171H58V173H57V178L61 181L60 183H59V189L61 190V191H66V192H69V193H73V194H76V191L78 190V189H82V186H83V176H82V173H84L83 171H82V168H85V165H82L83 167L81 168V166L80 167H78L79 166V164H77L76 163V161L77 160H74V159H76V158H66V157H64L63 155H61V154H59V153H57V152H55V151H52V150H50L49 151V154L46 152V153H44L42 150H41V147L43 148V139H44V137L46 136V137H50L58 146L59 145H65L64 143H66V141L68 140V138L70 139V137H72L73 135H74V133H76L75 132V130H76V128L74 127V126H71L69 123H66V122H61V121H54L53 122V120H51V122H49L48 124L44 121V118H42L41 120H39L38 119V114L35 112V111H29L30 113L29 114H31L30 115V119H29V123H33L36 127L33 129V131H27V130H23V125H24V119H25V108H26V106H28L29 105V103H30V101H29V96H28V93L25 91V92H23V93H20V90H21V87L23 86V85H25L27 82L24 80L25 79V75L23 74V72H22V70L21 69H23V68H25V67H27V66H30L32 63H34V62H36V64H37V62H41V63H43L42 65L44 66L45 65V67H47L48 68V70L47 69H45V70H47L48 71V73H50V75H51V78L52 79H54L55 80V82L57 83V81L58 80H63L64 79V76H63V78L62 79H58L59 77L58 76H62L61 75V70H60V65H59V60L61 61V58L60 57H58L57 55H56V53H55V51H54V53L55 54H53V53H51V51L49 52H47L44 56H42L41 54H31V55H29V54H27V56L25 55V57H24V55H22V53H21V55H22V57H24L23 59H21V61H18L17 59H16V56L20 53L19 51H21L20 49L19 50H17V49H12L11 51V53H13V54H11V53H8ZM14 51V52H13ZM141 51V50H140ZM139 51V52H140ZM141 51V52H142ZM194 51V52H193ZM220 51H222V53L220 52ZM255 51V52H254ZM17 52H19L18 54H17ZM129 52V53H128ZM151 52V53H150ZM156 52V53H155ZM212 52V53H211ZM215 52H218V54H216ZM228 53V55H231L230 57L232 58L231 60H230V58L229 57H227L228 58V60H224L225 59V57L227 56H225L224 57V55L225 54H227ZM231 54H230V53ZM260 52H261V54H260ZM2 53H3V55H2ZM179 54V58H178V60H177V58H175L176 56L175 55H177V54ZM182 53H183V55H182ZM187 53V54H186ZM190 53H195L196 54V56L194 57V55H190ZM204 53H205V55H204ZM213 53H215V54H213ZM220 53V54H219ZM237 53V54H236ZM251 53V54H250ZM15 54H17V55H15ZM134 54H136V53H134ZM244 55V58H243V56L241 57V55ZM249 54V55H248ZM3 56V58H2V56ZM20 55V56H21ZM109 56H110V53L108 54ZM191 56L190 58H189V60L187 59V57L188 56ZM211 55H212V57H211ZM219 55V56H218ZM251 55V56H250ZM112 56V55H111ZM110 56V57H111ZM147 56V57H146ZM183 56V57H182ZM200 56H201V58H200ZM204 56H205V58H204ZM214 56H216V59H215V57ZM222 56H223V58H222ZM247 56H249V57H247ZM253 56V57H252ZM4 57H6L5 59H4ZM21 57V58H22ZM134 57V58H135ZM152 58V60L150 59V58ZM185 57H186V59H185ZM194 57V59H193V61H192V58ZM214 57V58H213ZM219 57H221L222 58V61L223 62H225V63H223L222 61H221V59L219 58ZM148 58L150 59V61L148 60ZM207 58V59H206ZM209 58V59H208ZM226 58V59H227ZM242 58L244 59V61H242ZM245 58L247 59V60H245ZM263 58V59H262ZM114 59V61H116L117 60V58L116 57H114L113 58ZM154 59V60H153ZM156 59V60H155ZM158 59V60H157ZM204 59V60H203ZM210 59H211V61H210ZM213 59V60H212ZM233 59H234V61H233ZM240 59V61H238ZM252 59V60H251ZM256 59V60H255ZM3 60H4V64L5 65H3ZM184 60V61H183ZM207 60V61H206ZM218 62H217V61ZM249 60V61H248ZM263 60V61H262ZM2 61V62H1ZM5 61H8V62H5ZM131 61H133V62H131ZM189 61V62H188ZM205 61V62H204ZM226 61H228V62H226ZM230 61H232L231 63H230ZM238 61V62H237ZM251 61V62H250ZM12 62H13V64H12ZM130 62V63H129ZM147 62V63H146ZM218 64H217V63ZM219 62H220V64H219ZM241 62V63H240ZM247 62H249V63H251L248 67H247V65L249 64H247ZM135 65H134V64ZM152 63V64H153ZM185 63H186V65H185ZM201 63H203V64H201ZM236 63V64H235ZM260 63V64H259ZM12 64V65H11ZM159 64H160V66L161 67H163V68H161V67H159ZM205 64V65H204ZM223 66H222V65ZM48 65V66H47ZM130 65H133L134 66V68L132 69L131 67H130ZM182 65V66H181ZM208 65V66H207ZM220 65V66H219ZM242 65H244V66H242ZM253 65H254V63H253ZM42 66V67H43ZM149 66V69L147 68ZM157 66L160 68V71H158L159 70V68H157ZM185 66V67H184ZM240 66V67H239ZM255 66H254V69H252L251 68V70H255ZM45 67H43V68H45ZM128 67V69H126ZM170 67V68H169ZM171 67H172V71H171ZM190 67V68H189ZM221 67V68H220ZM223 67V68H222ZM243 67H245V68H243ZM247 67V68H246ZM253 67V66H252ZM258 67H256V68H258ZM138 68V67H137ZM140 68V67H139ZM169 68V69H168ZM186 68V69H185ZM189 68V69H188ZM192 68H193V70H192ZM146 69V70H145ZM148 69V70H147ZM158 69V70H157ZM169 71H168V70ZM182 69L185 71H182ZM191 69V70H190ZM261 67H259L258 69H257V71L258 72H260V71H262V70H264V69H262ZM20 70V71H19ZM163 70V71H162ZM164 70H167V71H165L164 72ZM178 70H181V76L182 75H184L185 73V75H187V76H185V78H186V80H184L183 81V79H185L184 78V76H183V79L180 77L179 78V82H181L182 83V88H180V86H181V84L180 83H176V80H178V79H174L173 81L172 80H170V79H172V77L169 79V78H167L168 80H170V81H172L171 83H169V81H167V79L165 78V77H167V75L166 74H169L170 73V71H171V73L173 72L174 73V71L175 72H177L178 73ZM247 70H248V72H247ZM4 71H7L6 73H7V75H6V73H3ZM47 71H43L44 73H42V79L44 80V78L46 79L47 77H49L48 75L46 76L45 74H46V72ZM162 71V72H161ZM190 71V72H189ZM231 71V72H230ZM243 71L245 72V73H243ZM154 72H155V75H154ZM159 72V73H158ZM218 72V73H217ZM249 72L250 73H252V74H249ZM255 72V71H254ZM262 72H264V71H262ZM261 72V74H264V73H262ZM3 73V74H2ZM149 73H147L148 74V76H149ZM162 73V74H161ZM166 73V74H165ZM179 73H180V71H179ZM165 74V75H164ZM191 75V77H190V75ZM203 74V75H202ZM43 75H45V76H43ZM165 76V77H163V76ZM195 75H197V76H195ZM218 75V76H217ZM236 75H238L237 77H236ZM240 76V77H239ZM157 77V78H156ZM168 77H170V74H169V76ZM188 77V78H187ZM196 77V78H195ZM213 77V78H212ZM231 77H233V78H231ZM221 78V79H220ZM66 79H69L70 81L72 80H76V79H74V78H66ZM65 79V80H66ZM156 79V80H155ZM158 79V80H157ZM160 79V80H159ZM216 81H215V80ZM218 79V80H217ZM229 79V80H228ZM252 79H255L254 81L252 80ZM42 80V81H43ZM65 80H63V81H65ZM153 80V81H152ZM164 80H166L165 82H164ZM207 80H209L208 82H207ZM228 80V81H227ZM250 80V81H249ZM67 82H68V80H66ZM156 81H158V83L156 82ZM160 81V82H159ZM162 81H163V83H162ZM186 81V82H185ZM195 81V82H194ZM259 81H261V82H259ZM44 82V81H43ZM59 82V81H58ZM76 82H78L77 84L79 85V81L78 80H76ZM154 82L156 83V84H154ZM205 82V83H204ZM206 82L208 83V86H206V88H205V84H206ZM218 82V83H217ZM176 85H175V84ZM192 83H196L197 84V86L195 87V85L194 84H192ZM203 83H204V85H203ZM217 83V84H216ZM231 83V86L229 85ZM256 83H258V85L256 84ZM190 84V85H189ZM200 84V85H199ZM202 84V85H201ZM213 84V85H212ZM215 84H216V86H215ZM247 84H248V86H247ZM39 85L40 84H37L36 83V86H38L39 87ZM155 85V86H154ZM207 85V84H206ZM219 85V86H218ZM262 85V86H261ZM175 86H176V88H175ZM193 86V87H192ZM212 86H213V88H212ZM250 86V87H249ZM157 87L155 88L156 90H157ZM189 87V88H188ZM190 87H191V89H190ZM199 87V88H198ZM231 87V88H230ZM235 87V88H234ZM253 87V88H252ZM263 89H262V88ZM122 88V87H121ZM161 88V87H160ZM184 88V89H183ZM201 89V90H197V89ZM222 88V89H221ZM233 88V89H232ZM258 88V89H257ZM152 89H154V88H152ZM154 89V90H155ZM187 89H190L191 90V93L189 94V92H188V90ZM202 89H204L205 91H203ZM261 89H262V91H261ZM153 90V91H154ZM155 90V91H156ZM187 90V92H185ZM189 90V91H190ZM192 90L193 91H198L199 93V95H196L197 93L195 92H192ZM239 90V91H238ZM157 91H160V89L159 90H157ZM203 91V92H202ZM230 94H229V93ZM259 92V93H258ZM183 93V94H182ZM187 93L189 94V95H187ZM223 93V94H222ZM247 93V94H246ZM261 93V94H260ZM174 94L173 95H171V96H174ZM182 94V95H181ZM202 94V95H201ZM212 94H213V97H212ZM244 94L246 95V96H244ZM204 95V96H203ZM228 95H229V99L227 98L228 97ZM241 95V96H240ZM249 95V96H248ZM259 95V96H258ZM12 96V97H11ZM181 96V97H180ZM186 96V97H185ZM189 96H191L190 98L191 99H189ZM239 96V97H238ZM252 96V97H251ZM261 96V97H260ZM175 97V96H174ZM188 97V98H187ZM193 97H195V98H193ZM199 97H201V101L203 102L204 101V103L205 104H201V106H204V107H202V108H200V110H197L196 111V109H199V107L198 106H200V104L199 105H197L198 103H200L201 101L198 99ZM204 97V98H203ZM208 99H206V98ZM209 97H212L214 100L213 101H215V102H212V98H209ZM232 97V98H231ZM243 97V98H242ZM246 97V98H245ZM255 97V98H254ZM189 99V101L188 100H186V99ZM227 98V99H226ZM236 100H235V99ZM243 99V102H244V100L245 99H247V100H245L246 102H245V104H243V102L241 101L242 99ZM245 98V99H244ZM251 98H252V101H250L249 102V99L251 100ZM183 99H185V102H184V100ZM193 99V100H192ZM195 99H197V100H195ZM205 99V100H204ZM231 99H233V100H231ZM197 101V102H195V101ZM198 100L200 101V102H198ZM236 101V103H235V101ZM237 100H238V102H237ZM180 101V102H179ZM184 103H183V102ZM186 101H187V103H186ZM192 101H194V104H196V106H195V108L196 107H198V108H196L195 110H192L193 108H194V106H193V108L191 109V107H192V105H190V104H193L192 103ZM224 101H225V103L227 102L228 104H226V108L224 109L223 107L225 106H223L222 104H225L224 103ZM255 101V102H254ZM176 102H179V106H178V103L176 104ZM189 102V103H188ZM201 102V103H202ZM230 102V103H229ZM219 103H222L221 105H222V109L220 110V108H221V105L219 104ZM239 103V104H238ZM246 103H248L247 105H246ZM250 103H251V105H250ZM253 103V104H252ZM171 104V105H170ZM183 104V105H182ZM207 104V105H206ZM211 104V105H210ZM218 104H219V106H218ZM172 105H173V107H172ZM175 105V106H174ZM187 105V106H186ZM190 105V106H189ZM214 105V106H213ZM230 106V108H229V106ZM236 105V106H235ZM241 107H240V106ZM246 105V107H244ZM184 106V107H183ZM189 106V107H188ZM211 106V107H210ZM249 108H248V107ZM257 106V107H256ZM263 106V107H262ZM24 109H23V108ZM178 107V108H177ZM215 107V108H214ZM217 107H219V108H217ZM185 108V109H184ZM186 108H187V110H186ZM263 109V110H261V111H263V112H261V111H259L258 109ZM18 109V110H17ZM144 109L145 110H149L150 109V106H146V107H144ZM169 109V110H168ZM180 109V110H179ZM183 109V110H182ZM190 109L192 110V113L194 112V113H196L197 114V112H199L198 114V116L197 115H195L194 113L192 114L191 113V111H190ZM205 110V112H204V110ZM210 109H211V111H210ZM217 109V110H216ZM244 109V110H243ZM163 112V110H164V114H163V116H164V118H163V116H161L162 115V113H161V111ZM186 110V111H185ZM213 110V111H212ZM254 110H256V111H254ZM203 111V112H202ZM208 111V112H207ZM225 111V112H224ZM237 111V112H236ZM244 111H248L247 112V114H246V112H244ZM166 112V113H165ZM173 112V113H172ZM202 112V113H201ZM235 112V113H234ZM243 112V113H242ZM249 112H251V113H249ZM256 112V113H255ZM189 113H191V114H189ZM208 113H211V114H208ZM221 113V114H220ZM228 114V116H227V114ZM233 113V114H232ZM249 113V114H248ZM254 113V114H253ZM263 113V114H262ZM203 114V115H202ZM253 115V116H251V115ZM192 115V116H191ZM230 115V116H229ZM248 115H249V117H248ZM257 115H259V116H257ZM262 115V118L260 117ZM0 116V117H1ZM165 116H166V118H165ZM194 116H196V118H194ZM205 116V117H204ZM208 116V117H207ZM246 116V118H244ZM250 116H251V118H250ZM257 116V117H256ZM94 118H96V116L94 115L93 116ZM121 117H122V119H121ZM144 117H145V119H144ZM158 117H161V118H163L164 120H167L166 122L167 123H171V122H176V123H179V125L181 124L182 126H185V125H183V123L185 122L186 123V127H185V129H184V127L182 128V126H177L176 127V123H175V125H173V124H170L171 125V128H169V130H168V127H166V126H164V127H166V129L165 128H163L162 127V129H158V123H161V124H163L162 122H163V120L161 119V118H159V120H158ZM203 117V118H202ZM238 117V118H237ZM252 117H253V119H252ZM259 117H260V119H259ZM3 118V119H4ZM93 118V119H94ZM124 118H126V116H120V118H119V120H120V122L121 121H127V118H126V120L124 119ZM130 118V117H129ZM134 118H137V117H134ZM134 118H133V120L130 118V122H129V120L127 121V122H129V123H131L132 121V123H134V121H136V120H134ZM201 118V119H200ZM235 119V122H234V119ZM250 118V119H249ZM170 119V120H169ZM193 119H196V121H193L192 122V120ZM219 119V120H218ZM233 119V120H232ZM252 119V120H251ZM255 119H257V120H255ZM91 120H92V118H91ZM96 119H94V121H95ZM119 120H118V123H120L119 122ZM132 120V121H131ZM168 120H169V122H168ZM176 120V121H175ZM186 120V121H185ZM239 122H238V121ZM253 120H255V121H253ZM262 120V121H261ZM141 121H143V123L141 122ZM158 121V122H157ZM162 121V122H161ZM171 121V122H170ZM179 121V122H178ZM188 121H190L191 123H195L196 124V122L197 121H199L198 123H197V125L199 124L200 125V127L201 126H203L202 127V129L199 131V128L197 127V125H192L190 122V125H188V126H191L189 129L187 128V123H188ZM201 121V122H200ZM238 123H237V122ZM249 121H250V123H249ZM22 122V123H21ZM123 122H121L122 124H123ZM124 122V123H125ZM125 123V125H127L128 123ZM205 123V124H203V123ZM236 123L237 125H235L234 123ZM243 122V123H242ZM261 122H263V123H261ZM117 123V122H116ZM131 123V124H132ZM144 123H146V124H144ZM156 123V124H155ZM184 123V124H185ZM188 123V124H189ZM209 123H211V124H209ZM214 123V124H213ZM255 123H256V125H255ZM114 124V123H113ZM113 124L111 125V126H113ZM144 124V125H143ZM151 124V125H150ZM160 124V125H161ZM67 125L69 126V131H68V133H63V131L62 130H60V129H64V127H67ZM114 125H117V124H114ZM119 125V124H118ZM129 125V124H128ZM178 125V124H177ZM198 125V126H199ZM210 125V126H209ZM211 125L212 126H214V127H216V128H214V130L215 129H217V130H212L211 129ZM254 127V128H256V129H254L252 126ZM130 126V125H129ZM142 126L141 127H138L139 129L141 128V129H143L142 128ZM153 126H155V127H157V129L156 130H158L160 133L158 134V132L157 131H155L154 130V128H153ZM173 126H175V127H173ZM194 126H196V128H198V131H197V129L194 127ZM205 126V127H204ZM235 126V127H234ZM240 126V127H239ZM258 126V127H257ZM116 126H113L112 128V132H115L114 130H116V129H114ZM170 127V126H169ZM173 127V128H172ZM192 127H194V129H192ZM206 127H208V128H210V130H212V133H216V131L218 132V134L216 135V134H212V133H210L209 131L210 130H208V128H206ZM219 127V128H218ZM245 127V128H244ZM147 128L148 129H150V130H147ZM175 128V129H174ZM180 128H182V130L180 129ZM206 128V129H205ZM235 129V130H233V129ZM68 129V128H67ZM140 129V130H141ZM151 129L153 130V131H151ZM171 129V130H170ZM177 129V130H176ZM231 129V130H230ZM236 129H238V130H236ZM258 129V130H257ZM184 130V132L188 135V138H189V136L191 135V134H193L194 133V136H196L197 135V137H198V134H199V139H200V137H201V139H202V137H205L206 136V134H209L210 136H211V138L212 139H207V141H209V142H207L206 140H205V138L204 139H202L201 141H202V143H203V145H205V147L202 149V146L203 145H201V144H199V145H197L198 143L197 142H199V139L197 138V137H194V138H197V144H196V147L197 146H200L201 147V152H199L200 151V149H198V148H200V147H197V152H199V153H197L196 152V150L194 149L195 148V143L193 144V143H191V141H190V143H191V146H188V144H190L189 143V140H193L191 137H190V139L188 140V138H187V136L184 134V132H181V131H183ZM187 130H189V132L190 133H188L187 132ZM191 130H193L192 131V133H191ZM208 130V131H207ZM219 130H221L220 132H219ZM240 130V131H239ZM243 130H244V132H243ZM257 132H256V131ZM58 131V132H57ZM145 131V132H144ZM148 131V132H147ZM150 131H151V133H150ZM161 131H164L163 133L161 132ZM166 131V132H165ZM175 132L174 134L172 133V132ZM195 131H197V133L195 132ZM206 132V133H203L202 135H204V136H201V132ZM232 131V132H231ZM239 131V132H238ZM91 132V134L89 133V134H87V135H89V136H85V140H83V141H80L79 143H76V144H66L65 146H67L68 148H74L75 146H81V145H83V146H91L90 144H92V146H95V145H97V146H102V144L100 143V142H102V143H104V141H106L107 139H108V133L107 134H103V133H106V129L105 130H96L95 129V131L93 132V131H90ZM107 132H109V131H107ZM155 132V134L157 133L158 134V137H157V135H156V137H157V139H156V137H154L155 136V134H153ZM167 132H168V134H167ZM208 132V133H207ZM222 132V133H221ZM231 132V133H230ZM233 132H236L237 134H235L234 133V135H231ZM254 132H256V134L254 133ZM71 133V134H70ZM150 133V134H149ZM170 133V134H169ZM178 133H179V137H177V135H178ZM223 133H225V136L223 135ZM245 133V134H244ZM140 134H141V132H140ZM149 135V137H148V135ZM184 134V137H182V135ZM190 134V135H189ZM213 135V137H212V135ZM220 134V135H219ZM107 135V136H106ZM161 137H160V136ZM169 135V136H168ZM173 135V136H172ZM180 135H181V138L184 140V141H181V138H180ZM208 135V136H209ZM237 135V136H236ZM240 135V136H239ZM244 135V136H243ZM166 136V137H165ZM192 136V135H191ZM208 136H207V138H208ZM209 136V137H210ZM215 136H217V139L215 138ZM247 138H246V137ZM65 137V138H64ZM234 139H233V138ZM103 138V139H102ZM104 138H106L105 140H104ZM119 139H116L115 141H121V139L122 140H124L123 138H121V136H119L118 137ZM121 138V139H120ZM149 138V139H148ZM168 138V139H167ZM214 138H215V140H214ZM228 139V141H227V139ZM256 138V139H255ZM258 138V139H257ZM158 139H160V140H158ZM225 141H224V140ZM240 139V140H239ZM185 140H188V142L187 141H185ZM218 140V141H217ZM240 142H238V141ZM243 141V143H242V141ZM256 140H257V142H256ZM65 141V142H64ZM99 141V142H98ZM119 141V144L120 143H123V142H125V141H121L120 142ZM165 141H166V143H165ZM196 141V140H195ZM204 141V142H203ZM218 143H217V142ZM232 141V142H231ZM234 141H236V142H234ZM258 141H260V142H258ZM263 141V142H262ZM107 142V141H106ZM106 142L104 143V144H106ZM157 142V143H156ZM170 142V143H169ZM178 145V146H176V144ZM184 142V143H183ZM187 142V143H186ZM193 142V141H192ZM214 143V145H216V146H214L213 144H211V143ZM216 142V143H215ZM6 143H8L7 141H6ZM18 143V144H17ZM88 143H90V144H88ZM159 143V144H158ZM160 143H162V144H160ZM199 143H201V142H199ZM204 143H206V144H204ZM209 143V144H208ZM230 143V144H229ZM235 143V144H234ZM245 143V144H244ZM256 143V144H255ZM259 143H260V145H259ZM261 143H263V146H262V144ZM101 144V145H100ZM110 144V143H109ZM109 144H106L105 146H112V145H109ZM118 144V143H117ZM147 144L149 145V141L147 142ZM146 143H145V145L146 146H148ZM158 144V145H157ZM166 144V145H165ZM220 144V145H219ZM251 144V146H249ZM116 146V144L115 143H113V146ZM130 145V144H129ZM144 145V144H143ZM142 144H141V147H142V149H143V147H146L145 145L143 146ZM149 145V146H150ZM163 145V146H162ZM242 145V146H241ZM259 145V146H258ZM104 146V145H103ZM118 146V145H117ZM160 146H162V147H160ZM167 146V147H166ZM180 146V147H179ZM208 146H210V147H208V149L210 150V152H208L207 151V147ZM213 146V147H212ZM217 146L219 147L218 149H217ZM230 146V147H229ZM237 148H236V147ZM239 146V147H238ZM250 147V149H249V147ZM256 146L258 147L257 149H256ZM16 147V148H15ZM25 147V148H24ZM82 147V146H81ZM164 147H165V149H164ZM172 147H173V149H172ZM215 147V148H214ZM221 147V148H220ZM224 147H226V148H224ZM245 147H247L248 149H245ZM254 147V148H253ZM76 148V147H75ZM83 148V147H82ZM162 148V149H161ZM177 148V149H176ZM231 148V149H230ZM238 148H240V150L238 149ZM251 148H252V150H251ZM23 149V150H22ZM25 149V150H24ZM141 149V148H140ZM153 149V148H152ZM179 149V150H178ZM191 149V150H190ZM205 149H206V152H205ZM213 149V150H212ZM216 149H217V151H216ZM263 149H262V151H263ZM0 150H1V148H0ZM162 150V151H161ZM167 150H168V152H167ZM172 150V151H171ZM175 150V151H174ZM179 151L178 153H177V151ZM183 151L182 153H181V151ZM204 150V151H203ZM247 150H249V151H247ZM251 150V151H250ZM40 151V152H39ZM115 151V150H114ZM142 151V150H141ZM158 151V153L157 154H159L160 153V155L159 156H156V152ZM160 151V152H159ZM171 151V152H170ZM225 151H229V152H225ZM242 151V152H241ZM254 151V152H253ZM27 154H26V153ZM163 152V153H162ZM165 152V153H164ZM170 152V154L172 153L173 155H169L168 153ZM175 152V153H174ZM190 152V153H189ZM194 152V153H193ZM198 154H196V153ZM202 152H205V153H202ZM214 152H216V154L214 153ZM248 154H247V153ZM252 152V153H251ZM258 152V153H257ZM40 153V154H39ZM44 153V154H43ZM112 153V152H111ZM152 153H153V150H152ZM183 154L182 156H180L181 154ZM226 153H228V154H226ZM229 153H231V155L229 154ZM246 153V154H245ZM251 153V154H250ZM20 154V155H19ZM32 154H33V157H32ZM42 154V155H41ZM124 154V153H123ZM174 154H176V155H174ZM195 154V155H194ZM201 154V155H200ZM215 156H214V155ZM223 154V155H222ZM225 154V155H224ZM235 154V155H234ZM240 154V155H239ZM254 156H253V155ZM262 154V155H261ZM18 157H17V156ZM40 157H39V156ZM44 155V156H43ZM124 155H127V153H125ZM187 155V156H186ZM203 155V156H202ZM205 155V156H204ZM226 155L228 156V157H226ZM234 155V156H233ZM248 155V156H247ZM252 155V156H251ZM16 156V157H15ZM29 158L30 156H31V158H27V157ZM36 156H37V158H36ZM43 158H42V157ZM146 156V155H145ZM162 156L163 157H166V159L165 158H162ZM175 156V157H174ZM185 157V159H182L181 160V158L182 157ZM189 156H191L192 158L190 159V157ZM194 156H195V159H196V156L198 157L196 160L194 159ZM200 156V157H199ZM221 156V157H220ZM246 156V157H245ZM142 157H144L145 159H146V162L144 161V164H142L143 163V158ZM161 157V158H160ZM173 159H171V158ZM177 157V158H176ZM242 157V158H241ZM248 157V158H247ZM251 157V158H250ZM256 157V158H255ZM175 158V159H174ZM180 158V159H179ZM212 158V159H211ZM217 158V159H216ZM219 158V159H218ZM236 158V159H235ZM260 158V159H259ZM0 159H3L1 156H0ZM35 159H37V160H35ZM149 159H150V157H149ZM158 159V160H159ZM186 159H187V161H188V159H189V161L190 160H192V159H194V160H192L190 163L188 162V165H187V163H186V165L184 164V162H183V160H185L186 161ZM206 159V160H205ZM242 159V160H241ZM245 159V160H244ZM255 159V160H254ZM112 160H115V159H112ZM154 160V159H153ZM156 160V159H155ZM172 160V161H171ZM179 160V161H178ZM197 160V161H198ZM205 162H204V161ZM210 160V161H209ZM214 160V161H213ZM236 160V161H235ZM61 161V162H60ZM94 161H96V160H94ZM142 161V162H141ZM179 162V163H177V162ZM182 161V163L180 164V162ZM208 161H209V163H208ZM215 161H217V162H215ZM234 161H235V163H236V165H235V163H234ZM245 161V162H244ZM252 161V162H251ZM263 161V162H262ZM153 163V166H154V163H156L157 165H156V167H153L154 168V170H152L153 168L151 167V163ZM173 162V163H172ZM193 162V163H192ZM212 162H214V164L213 165H210V164H212ZM244 162V163H243ZM248 162V163H247ZM255 162V163H254ZM129 163H131L130 165H129ZM135 163V162H134ZM138 163L141 165V166H138ZM149 163V164H148ZM203 163H205V164H203ZM208 163V164H207ZM219 163H220V165H219ZM232 163H234V164H232ZM254 163V164H253ZM145 164H146V166H145ZM165 164H166V162H165ZM165 164H163V166L165 165ZM167 164V165H168ZM179 164H180V166H179ZM216 164H218V165H216ZM260 164V165H259ZM68 165V166H67ZM76 165H78V166H76ZM124 165H123V167H124ZM134 165L136 166L137 165V167L135 168L134 167ZM147 165H149L150 167H147ZM181 165L182 166H184V168H185V170H184V168L183 167H181ZM192 165V166H191ZM194 165H197V163L196 164H194ZM207 166V168L205 167V166ZM247 165H248V167L249 168H247ZM132 166V167H131ZM160 166H162V164H160ZM177 166V167H176ZM212 166V167H211ZM219 166V167H218ZM222 168H221V167ZM231 168H230V167ZM233 166L235 167V168H233ZM242 166V167H241ZM31 167V168H30ZM123 167H121V169L123 168ZM125 167V169H127ZM145 167H147V169H148V171H150L149 169H151L152 171H155V174L157 173V172H159V175L158 174H156L157 176H158V178H157V180H155L156 179V177L154 178V182L155 183H153L152 184V182H151V184H150V181H152L153 179V177L151 176V177H146V173H144L146 170H144L145 169ZM175 167L176 168H178V170H177V174H175L176 173V169H175ZM189 167V168H190ZM203 167V168H202ZM206 169H205V168ZM228 167V168H227ZM243 170L244 169V171L245 172H243L242 173V171L240 170V168ZM244 167V168H243ZM262 167V168H261ZM120 168V167H119ZM142 168V169H141ZM144 168V169H143ZM159 169V170H156V169ZM172 168V167H171ZM183 168V169H182ZM190 168V169H191ZM218 168V169H217ZM222 170H221V169ZM225 168V169H224ZM235 169L236 171H232L231 169ZM261 168V169H260ZM31 169V170H30ZM37 169H39V170H37ZM124 169V168H123ZM122 169V170H123ZM190 169H188V171L190 170ZM207 169H209V171H205V170H207ZM211 169V170H210ZM214 169V170H213ZM224 169V170H223ZM247 169V170H246ZM141 170H143V171H141ZM169 170H170V173H169ZM182 170H184L186 173L184 174V172L182 171ZM217 170V171H216ZM254 170V171H253ZM19 171V172H18ZM212 171H214V172H212ZM216 171V172H215ZM223 171H224V174H223V178L225 177H227L228 179H230V181L232 182V184L235 186L236 185V187H235V189L238 187L239 188V190H238V188H237V190H238V192L239 193H237V191H236V193H235V190L233 189V192H232V188L231 189H229V187H230V185H232V184H229L228 185V183L230 182L229 180V182L226 180V179H223L222 178V180L224 181L223 182V184H222V182H220L221 184H222V187L224 188V189H221V187L220 186H218V184L217 185H214L213 184V182H215L216 180H214L213 181V177H215V178H217L219 175H221V177H222V173H223ZM226 171H228V172H226ZM239 171V172H238ZM248 171V173H247V175H249V176H247V175H245L244 173H246ZM139 172H142L143 174H145V175H143L142 173H139ZM171 172H173V173H171ZM212 172V173H211ZM233 172H234V175H233ZM242 173V175L241 176H243V177H246V178H243V180H242V178H241V180L239 181V177H238V173ZM257 172V173H256ZM259 172V173H258ZM261 172V173H260ZM23 173V174H22ZM196 173V172H195ZM195 173H193V174H195ZM220 173V174H219ZM230 173V174H229ZM142 174V176H140V175ZM154 174V175H155ZM174 176H173V175ZM193 174H191V176L193 177ZM203 174V175H202ZM212 174V175H211ZM229 176H228V175ZM236 174V175H235ZM20 175H19V177L18 178H23L22 176L20 177ZM27 175V176H26ZM138 175H139V177H138ZM170 175V176H169ZM227 175V176H226ZM233 175V176H232ZM240 175V174H239ZM245 175V176H244ZM169 176V177H168ZM172 176V177H171ZM187 176H185L186 178H187ZM206 176H207V178H206ZM213 176V177H212ZM231 176V177H230ZM252 176V177H251ZM254 176V177H253ZM260 176H262L261 178H259ZM55 177V176H54ZM101 177V176H100ZM144 177V178H143ZM177 177V178H176ZM178 177H179V179H178ZM202 177H205V179L203 178V179H201ZM220 177V176H219ZM230 177V178H229ZM96 178V177H95ZM97 178H99L98 176H97ZM96 178V179H97ZM142 178V179H141ZM149 178H151L152 180H149ZM176 180H178V181H176ZM211 178H212V181L213 182H211L210 180H211ZM234 178H236V180L234 179ZM237 178H239V179H237ZM247 178H249V179H247ZM251 178H253V179H251ZM259 178V179H258ZM88 179H91L90 178V176H88ZM145 179V180H144ZM160 179V180H161ZM206 179H207V181H206ZM208 179H209V181H208ZM250 179H251V181H250ZM255 179L257 180V181H255ZM262 179H263V181H262ZM135 180V181H136ZM148 180V181H147ZM181 180V181H180ZM206 182H205V181ZM221 180V181H222ZM254 180V184H252V181ZM185 180H183V182H184ZM204 181V182H203ZM225 181H227V185H226V183H225ZM244 181V182H243ZM246 181H249V182H246ZM259 181V182H258ZM167 182V181H166ZM165 182V183H166ZM181 182V183H180ZM218 182V181H217ZM234 182V183H233ZM246 182V184L248 183V184H250V185H245V187H244V183ZM258 182V183H257ZM162 184H163V182H161ZM164 183V184H165ZM168 183V182H167ZM173 183H171V181L168 183V184H166V185H168V188H170L169 187V185L170 184H173ZM185 183V182H184ZM184 183H183V185H184ZM204 183H206V184H210V183H212L213 185H211V186H207V187H209V188H207L206 187V184L204 185ZM219 183V184H220ZM225 183V184H224ZM237 183H239L238 185H237ZM257 183V184H256ZM162 184H160V186L162 185ZM164 184H163V186H161V187H166V185L164 186ZM208 184V185H209ZM220 184V185H221ZM256 184V185H255ZM46 185V189H47V192H46V194H54L55 193V191L54 192H52V190H55L56 189V184L55 183H53L52 182V179L51 180H49L48 182H47V184H45ZM176 185V186H175ZM224 185V186H223ZM227 186V189H229L230 190V195H231V192L233 193L232 194V196H230L229 195V190H227V191H225L226 190V186ZM232 185V186H233ZM35 186V185H34ZM204 186H205V188H206V190L208 189V190H210V191H205V190H203V188H204ZM214 186H218L217 188H218V190L219 191H221V193H219V191L218 190H216L215 188H214ZM233 186V187H234ZM246 186H247V188H246ZM261 186V187H260ZM153 187V186H152ZM182 187V186H181ZM259 187V188H258ZM71 188V189H70ZM159 189H160V187H158ZM167 188V189H168ZM177 188V189H176ZM210 188H212L213 189V191H211L212 189H210ZM70 189V190H69ZM244 189H246V190H244ZM258 189V190H257ZM68 190V191H67ZM170 190V189H169ZM199 190V191H198ZM250 190L252 191V192H250ZM100 191V190H99ZM201 191V192H200ZM216 191H218V192H215ZM224 191V192H223ZM241 191V192H240ZM160 192H162V191H160ZM212 192V194L210 195V193ZM215 194H214V193ZM245 192V193H244ZM99 193V192H98ZM166 193H167V191H166ZM165 193V194H166ZM224 193V194H223ZM17 195H24V192H20V191H18L17 193H16ZM145 194V195H144ZM247 194V195H246ZM250 194V195H249ZM263 194V195H262ZM31 194H29V196H30ZM36 195L37 194H34L33 195V197H34V199H36V201H38L39 203H40V205H43V202H41V201H39V200H41V199H39V197H36ZM39 195V194H38ZM144 195V196H143ZM199 197H198V196ZM213 195L215 196L216 195V197H214L213 198ZM220 195V196H219ZM238 195H240V196H238ZM252 195H253V199H256V203H257V198H258V200L260 199V197H261V199H260V204L262 205L261 207H258L257 208V205L255 204L254 205V202L253 201H255V200H253L252 199ZM262 195V196H261ZM76 196V199L77 200H79V199H84V196L83 197H79V196H77V195H75ZM164 196V195H163ZM162 196V197H163ZM203 196V197H202ZM211 196V197H210ZM217 196H218V198H217ZM228 196V197H227ZM249 196H251V198L249 197ZM1 197H3V195H0V198ZM137 197V196H136ZM171 197H173V196H171ZM195 197V198H194ZM198 197V198H197ZM221 197V198H220ZM254 197H256V198H254ZM132 198H129V200L128 201H130ZM175 198V199H176ZM201 198V199H200ZM227 198H231L230 200L232 201L233 199L236 201V202H234V200L232 201V204H234V206H232V204L229 202V199H227ZM233 198V199H232ZM235 198H237V199H235ZM241 198H242V200H241ZM262 198H263V200H262ZM139 199V200H140ZM174 199V198H173ZM174 199V200H175ZM187 199V200H186ZM190 199H192V200H190ZM204 199H206V200H204ZM213 199V200H212ZM240 199V200H239ZM245 199H247V202L249 203V204H247L246 203V200ZM249 199H252V200H250V201H248ZM221 200V201H220ZM227 200V201H226ZM237 200L242 204L243 203V205H244V203L246 204V206L244 205H242L243 206V209H244V207H246L245 208V210H243L242 208H241V204L239 203V202H237ZM3 201V202H2ZM9 200L7 199V198H3L2 200H0V203H1V205H0V212L3 214H7V215H9L10 213V215H12L11 217L13 218V219H16V220H18L19 218L18 217H21V215H22V213L21 212H18V211H20V210H18V209H16V208H13L12 207V205L8 202ZM195 202L196 204H193V202ZM204 203H203V202ZM213 201H214V203H213ZM217 201H219V203L221 204V202H222V204L224 205H220V204H218L217 205ZM148 202V203H147ZM200 202V203H199ZM206 202V203H205ZM209 202V203H208ZM230 203V205L228 204V203ZM234 202V203H233ZM154 203L158 206V207H156V210H157V208L159 209L160 208V210H161V212L159 213V211L160 210H158L157 212L155 211V209L153 208V207H155V206H153L154 205ZM162 204V206H161V204ZM199 203V204H198ZM203 205H202V204ZM237 203H239L238 205H237ZM252 204V206L254 207H252L251 206V204ZM258 203H259V201H258ZM180 204V205H179ZM191 204H193V205H191ZM201 204V206H198V205H200ZM206 204H209L210 205V208H209V205H208V207L206 208ZM213 204H215V206L213 205ZM225 204H227V205H229L228 207H227V205H225ZM260 204L258 205V206H260ZM11 205V206H10ZM147 207H146V206ZM237 207H236V206ZM248 205H250L251 206V208H250V206L248 207ZM51 206V205H50ZM212 206H213V208H212ZM223 206V207H222ZM230 206H232V207H234V208H236V209H234V210H232V209H230L231 207ZM255 206H256V210H255V212H257V214H255V212H254V209H255ZM143 207H144V209H143ZM166 207V208H165ZM174 207V208H173ZM182 209V215H181V212L179 213V211H180V209ZM205 207V208H204ZM218 207V208H217ZM226 208L227 209V211L228 212H226V213H228L231 217H233V218H231V217H227L226 215H228V214H226L225 213V210L224 209H222V208ZM13 208V209H12ZM141 208V209H140ZM163 208V209H162ZM165 208V209H164ZM169 208H171L170 210H169ZM176 208H177V210H176ZM194 207H192V209H195ZM230 209V211H229V209ZM237 208H238V213H237V211H235V210H237ZM140 209V210H139ZM152 209V211H150V210ZM166 209H168L169 211H171V212H174V213H172V215L174 214L175 215V217H174V215L172 216L171 214H168V212L166 211ZM215 209V210H214ZM240 209V210H239ZM242 209V210H241ZM246 209H247V211H246ZM253 209V210H252ZM15 210V211H14ZM138 210H139V212H138ZM166 211L167 212V214H166V212H163V211ZM198 210H200V211H198ZM203 210H204V212L206 211L207 213H205V215H204V212H203ZM219 210V212H217ZM220 210L223 212H220ZM12 211V212H11ZM129 211V210H128ZM130 211H133V210H130ZM146 212V213H144L143 215H142V212ZM244 211H246L247 213H245ZM249 211V212H248ZM10 212V213H9ZM170 212V213H171ZM201 212H202V214H201ZM217 212V213H216ZM242 212V213H241ZM244 212V213H243ZM253 212V213H252ZM260 212V213H259ZM115 213H118V212H115ZM133 215H132V214ZM134 213H136V214H134ZM165 213V214H164ZM234 213H235V215H234ZM21 214V215H20ZM131 214V215H130ZM141 214V215H140ZM156 214V215H155ZM157 214L159 215H161V217H157V218H155L156 216H157ZM162 214H163V216H162ZM180 214V215H179ZM221 214H225V216L224 215H221ZM246 214H248L247 216H246ZM261 214V215H260ZM145 215V216H144ZM167 215V217H165ZM168 215H170V217H171V220L172 219H174L175 218V220L177 219V223L175 224L176 225V229L178 230L177 232L175 231V225L173 226L172 225V221H174V220H172V221H168L170 218H169V216ZM215 215V216H214ZM228 215V216H229ZM212 216L214 217V219L212 218ZM218 216L220 217V218H226L227 220H228V222L229 221H232L233 219V221H232V223H230L229 222V224H228V222L225 220V219H222L223 221L225 220L226 222H224V223H226V224H222V223H219L221 220L218 218ZM137 217V218H136ZM145 217V218H144ZM165 217V218H164ZM172 217H174V218H172ZM187 217V216H186ZM200 217V218H201ZM218 218V220H220V221H218V220H215V218ZM256 217V218H255ZM258 217V218H257ZM22 219H25L26 218V220H30V217H24V215L21 217ZM133 218V219H132ZM167 218V219H166ZM180 218V219H179ZM197 218V220H199ZM210 218V219H209ZM216 218V219H217ZM230 218V219H229ZM237 218V219H236ZM246 218H249V221H244V220H248V219H246ZM142 219V220H141ZM146 219H148V220H146ZM149 219H151L150 221H149ZM202 219V218H201ZM213 219V220H212ZM242 219H244V220H242ZM253 219V220H252ZM146 220V221H145ZM181 220V221H180ZM187 221H188V219H186ZM186 220H184V221H186ZM196 220V221H197ZM212 220V221H211ZM257 222H256V221ZM133 221V222H132ZM138 221V222H137ZM165 221H167V223L165 222ZM200 221V222H201ZM209 221H211V222H209ZM216 221H218V222H216ZM240 221V222H239ZM131 222H132V224H131ZM135 222H137V224H135ZM195 222V221H194ZM204 222H207V224L208 223H210V224H208V227L209 228H212V231H211V229H209L208 227H205V225L207 226V224H204ZM249 222V223H248ZM262 223V225H260V227H259V224L258 223ZM138 223H139V225H138ZM140 223H142V224H140ZM145 223V224H144ZM152 223V222H151ZM162 223V224H161ZM174 223H175V221H174ZM244 223H245V226H244ZM256 223V224H255ZM260 223V224H261ZM133 224L135 225V226H133ZM202 224H204V225H202ZM248 224H250V225H248ZM252 224V225H251ZM147 225H148V227H147ZM163 225H164V227H163ZM172 225V226H171ZM183 225V226H182ZM219 225V226H218ZM224 225V226H223ZM228 225H230L231 226V228H230V226H228ZM254 225V226H253ZM256 225V226H255ZM257 225H258V227H257ZM152 226V225H151ZM155 226L153 227V228H155ZM179 226H182V227H185V229L184 228H182V227H179ZM189 226V225H188ZM203 227V228H201V227ZM223 226V227H222ZM250 226V227H249ZM163 227V228H162ZM204 227H205V230L206 229H209V231L208 232H206L205 230H204ZM233 227V228H232ZM241 227V228H240ZM253 227V228H252ZM134 228V229H133ZM146 228V229H145ZM180 228V229H179ZM202 230H201V229ZM230 228V229H229ZM237 228V229H236ZM240 228V229H239ZM248 228V229H247ZM128 229V230H129ZM220 229V230H219ZM243 229V230H242ZM247 229V230H246ZM256 229V230H255ZM161 230H163L162 232H160ZM184 230L185 231V233L184 232H182V231ZM239 230V231H238ZM242 232H241V231ZM250 230H251V232H250ZM252 230H254V231H256V233H258L257 231H260L259 233L260 234H257V236H256V233L254 232V231H252ZM159 231V232H158ZM186 231L188 232V233H186ZM191 231V230H190ZM211 231V232H210ZM216 231V232H215ZM233 231L235 232V234L233 233ZM262 231V232H261ZM154 232H155V234H154ZM179 232H182L180 235L178 234ZM234 234V235H236V233H237V235H236V237L235 238H237V240L234 238V240H230V242H229V240H228V238L230 239V237L232 236V233ZM240 232V233H239ZM248 232V233H247ZM147 233V234H148ZM165 235V238H164V235ZM192 233V232H191ZM204 233H203V235H204ZM208 233H210V234H208ZM211 233H212V235H211ZM214 233V234H213ZM217 233H219V235H217ZM229 233V234H228ZM230 233H231V235H230ZM239 233V234H238ZM244 233V234H243ZM246 233V234H245ZM255 235H254V234ZM263 233V234H262ZM159 234V235H158ZM175 234V235H174ZM177 234L179 235V237H177ZM217 236H216V235ZM244 236H243V235ZM248 234H251V235H248ZM155 235V236H154ZM167 235V236H166ZM174 235V236H173ZM206 235H208V236H206ZM222 235V236H221ZM253 235V236H252ZM260 236V238H259V236ZM162 236V237H161ZM220 236V237H219ZM226 236V237H225ZM251 236V237H250ZM161 237V238H160ZM222 237V238H221ZM228 237V238H227ZM256 237V238H255ZM263 237V238H262ZM129 238V239H128ZM179 238H180V240H179ZM217 238H218V241H220L221 242V244L220 243H218V241H216L217 240ZM221 238V239H220ZM250 239V241L248 240V239ZM254 238H255V240H254ZM157 239V240H156ZM175 239V240H174ZM177 239V240H176ZM210 239H208V240H210ZM216 239V240H215ZM248 241H247V240ZM260 241H259V240ZM161 240V241H160ZM173 240V241H172ZM190 240V239H189ZM214 240L216 241V242H214ZM224 240V241H223ZM228 240V241H227ZM166 243H164V242ZM172 241V242H171ZM175 241V242H174ZM177 241V242H176ZM180 241H182V242H180ZM234 241V242H233ZM246 241V242H245ZM257 243H256V242ZM161 242H163V243H161ZM180 243L179 245L178 244H176V243ZM222 242H224V243H222ZM240 244H239V243ZM243 242V243H242ZM249 242V243H248ZM255 242V243H254ZM160 243V244H159ZM184 243V244H183ZM238 244V246H236L237 244ZM175 244V245H174ZM182 244V245H181ZM220 244V245H219ZM228 244H230V245H228ZM178 245V246H177ZM186 245V246H185ZM213 245H217L215 248L213 247ZM222 245V246H221ZM224 245V246H223ZM226 245V246H225ZM228 245V246H227ZM254 245V246H253ZM240 246V247H239ZM261 246V247H260ZM146 247V248H145ZM165 247L166 248H168V249H166L165 250V252H167L168 253V251H169V249H171L172 251V253H166L165 254V252H164V250L163 249H165ZM181 247H182V250H183V253L179 250V249H181ZM185 247V249H183ZM229 247V248H228ZM232 247V248H231ZM142 248V249H143ZM158 250H157V249ZM207 248V249H208ZM224 248H226V250H224ZM236 248V249H235ZM242 248V249H241ZM211 249V250H212ZM245 249V250H244ZM250 249H252V250H250ZM238 250V251H237ZM239 250H240V252H239ZM250 250V251H249ZM154 251V250H153ZM160 251L162 252L161 254H160ZM179 251V252H178ZM215 251V252H216ZM147 252V251H146ZM175 252V253H174ZM185 252V253H184ZM208 252H209V250H208ZM236 252V253H235ZM189 253V254H188ZM206 253V252H205ZM204 253V254H205ZM210 253V252H209ZM211 253H213L212 251H211ZM238 253H241V254H239V256H238ZM163 254H165V256L163 255ZM185 254V255H184ZM190 254H192V255H190ZM204 254H201V255H204ZM214 254V253H213ZM212 254V255H213ZM225 254V253H224ZM233 254V255H232ZM243 254H246V255H243ZM197 255V254H196ZM154 256V257H153ZM163 256V257H162ZM182 256V257H181ZM185 256V257H184ZM205 256V255H204ZM245 256V257H244ZM152 257V258H151ZM258 258V261H257V258ZM133 258V259H132ZM150 258V259H149ZM156 258V259H155ZM202 258V257H201ZM235 258V259H234ZM148 259L150 260V261H148ZM245 259V260H244ZM139 262H137V261ZM146 260L148 261V262H146ZM183 260H184V262H183ZM255 260V261H254ZM136 261V262H135ZM163 261V262H162ZM193 263H192V262ZM254 261V262H253ZM179 262V263H178ZM190 262V263H189ZM197 262V263H196ZM226 262V260L225 261H223L221 264H223V263H225ZM250 262V263H249ZM253 262V263H252ZM263 262V263H262ZM227 263H225V264H227ZM154 264H157V261H156V263H154ZM200 264V263H199ZM218 264H220V263H218Z\"/></svg>",
	"mask_w": 264,
	"mask_h": 264
}]
</instances>
